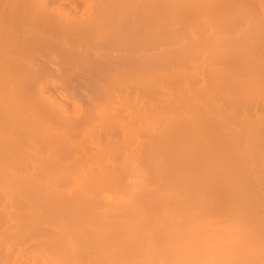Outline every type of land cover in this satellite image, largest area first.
Instances as JSON below:
<instances>
[{
  "label": "rangeland",
  "instance_id": "rangeland-1",
  "mask_svg": "<svg viewBox=\"0 0 264 264\" xmlns=\"http://www.w3.org/2000/svg\"><path fill=\"white\" fill-rule=\"evenodd\" d=\"M135 1V2H134ZM139 1V2H138ZM143 1V0H142ZM147 1V2H146ZM159 1H161V0H144L142 3H144V5H145V2L148 4V3H150V6H153V4H155V5H157L158 3H159ZM162 1H164V0H162ZM166 1H170V0H165V2ZM172 1H175V0H172ZM177 1H178V3H177ZM182 2H179V0H176L175 2L178 4V6H177V4H176V6L178 7V9H177V7L176 6H172V7H170V10H172L173 8H176V10H177V12H179V13H177V12H172V11H170L169 10V8H168V12H167V9H166V12H158V13H156V11H155V8H154V10H152V11H149L150 9H148V11H147V8H145V10L144 9H141V10H144V12H142V11H139V8H137L138 9V13H135V11H136V7H139V6H143V4H141V5H139V6H137L138 4H140L141 3V0H47V5L49 6V8H55L56 6H61V7H63L65 10H69L71 13H72V15L73 16H78V19L76 18V16H75V18L73 17V16H71V13H70V16H69V18L67 19L69 22V25H72L73 24V22L75 23L77 20H79V18L80 19H82V20H79V23H84V21L86 20V21H89L90 23H88L87 25H85L84 27H87L86 29H89V27H90V29H93L94 30V32L92 31L91 32V30H90V33H94V34H96L95 36H94V34H88L87 32H89V30H85L83 27V30H82V32H84V34H88V36H86V35H84L83 33V36H82V34L81 35H78V32H77V34H76V29H77V27H76V25L75 24H79L78 22L77 23H75V24H73V26H72V28H70L69 29V27H67V29L66 30H71V31H74L75 30V32H73L72 34H69L70 33V31H69V33H68V31H67V33L68 34H66V37L68 36L69 37V35H70V38H68V39H71L70 41H72V40H76L77 42L78 41H80V40H82V42L80 43L79 42V44L78 45H85L87 42H85V44H83V42L84 41H86V39L87 38H89V37H91V38H89V39H92V41H93V39L96 37V42H95V40L93 41L94 42V44L96 43L97 44V41H99L100 43H103V45L105 44L103 41H104V39H102L101 37H103L104 35V37L105 38H108V36L109 37H112V36H114V38L115 39H121V41L123 42L124 41V39H122L123 37H122V35L126 32V29H127V33L129 34V32H130V30L132 31V33H133V36L131 37H129V36H127L126 38H128L127 39V42L129 43V40H131V38L132 39H135V37L137 38V37H139V35H138V33L136 34L135 32H139V31H141L139 34H140V36L141 35H145V33H142V31H144V30H148L149 29V31H150V28H152V27H154L155 28V30L154 31H156V28L159 30V27H161L159 24H161V25H163V27L166 29V27L167 26H170L172 29H170V27H169V29L170 30H173V28L175 27V28H177V26H179L178 27V30L177 31H175V28H174V30L173 31H175V32H173L175 35L174 36H172L173 35V33H171V35L168 33V32H170L169 31V29H168V32H167V29L165 30L166 32H167V34H169L170 35V38L169 39H167L166 41H163V42H160V43H162V44H160L159 43V45H152V44H150V46H146L145 45V48H143V47H141V48H143V49H138V50H135L134 49V51H132V49L134 48H129L128 46H127V48H129V49H127L126 48V45H129L128 43H120L121 41H119V46H120V44L121 45H125L124 46V48H123V46L122 47H115L114 45H113V48L112 49H110V48H105L102 44V46H100V47H102V48H100L99 46L98 47H95L94 46V49L96 50L97 48H99V49H97V51H95V54L98 56V58H99V54H101V56H103V53H105V54H107V53H110V56L111 55H113L112 57H117L118 55V59H120L119 57H122V59L121 60H119V62L117 61V58H115V59H113L112 57V59L114 60V61H112V59L108 56V58L106 57V60H107V62H109L110 61V59H111V61H110V64H111V66H108V64L109 63H107L106 64V60H105V64H106V68H108V69H111V67H113L112 65H114V66H117V67H119V68H116L117 70L119 69V71H121V72H125V71H123V67H124V69H126L127 71H129L128 73H129V75H128V73H125L126 74V78H125V76H123V74L120 72V73H118V75L120 74V77L119 78H122V76H123V78L122 79H120V81L118 82V81H112L111 80V78L109 77H106L108 80L110 79V81L111 82H108V80L106 79V80H101V82H106L109 86H111L110 84L112 83L113 84V86L114 85H116V84H122V86H120L119 85V87H118V93H119V96L121 95V98H122V100L125 102V99H127L128 100V98H129V100H128V102L129 101H131V102H129L130 104L133 102L134 103V100L135 99H137V102L135 101V103H137V104H140L141 105V103H145V104H147V106H148V104L150 103L151 105L150 106H152V108H150V109H152V116H150V117H152V119L150 118V117H147L146 116V120H148V123H147V121L145 120V121H143V119L144 118H142V114H139V113H135L134 111H131V106H130V109H129V107L127 106L128 104L126 103H124L125 105H122V106H124L123 108L121 107V111L120 112H118L119 111V108L120 107H118V111H116L117 113H119V115L117 114V113H115V115H117V116H115V117H112V115H111V119H112V121H114V123H112V125L113 126H115V128H114V138H112V142H115L114 144H117L118 142H122L123 141V137H125L126 136V131H127V126L128 125H130L131 127L132 126H135V125H137V126H135L134 127V129H136L135 131H137L139 134H138V136L140 137V140H138L136 143L137 144H135V145H133V147L131 146L132 144H134V143H132L130 146H128V150H127V148L126 147H124V148H126V152L124 151V149H123V151L122 152H124V153H122L121 155H117L116 157L115 156H113V154H110L111 156L109 157L108 155L107 156H105V158L106 159H112L113 160V162H111V163H109L108 164V160H106V159H104V157L103 158H100V156H97V157H99L100 158V161H101V159L103 160V164H106V162H107V164L110 166V168L114 165L115 166V168H114V166L110 169L109 167V169H110V171H108L111 175H112V173L111 172H113V173H115V175H114V181L112 180L111 182H108V180L106 179V182H105V184H114V185H112V187L109 185V187L108 186H106V185H103V184H99V182H90V180H88L87 181V183H89L90 185H92L93 187L94 186H96V184L95 185H93L94 183H97L98 185L95 187V188H93L92 186H90V187H92L91 189H89V187H88V184H87V188L89 189V193H88V195L90 194V200L91 201H93V202H96V211H97V213H98V215L95 217V215H91V217H89L88 219H87V216L88 215H79V214H81V213H83V211H85L87 208H89L90 207V205H91V201H83V202H81L79 205H77V207H74L73 209H70L69 211H66L65 209H63V207L61 206V205H54L55 203L54 202H52L51 200V202H52V204H51V202L49 203L47 200H43V201H41V202H38V205H39V203H43L44 204V201L47 203L46 205L44 204V205H42L41 206V204H40V206H37V203H35L34 204V202H36V201H33V200H31V204H30V202L27 204V205H31V206H34V207H27V209H25L26 207H24L23 205V207L21 206V205H19V206H21L22 208H20L19 207V211H18V209H12L13 208V206H11L12 208H10L12 211L13 210H15V212H16V210L18 211V213L16 214H13L14 213V211L12 212V213H10V214H13V215H9V216H11V217H14L13 219L10 217V219H12V220H10L9 219V221L8 220H5V221H7V224L9 223H11V224H14V226L15 225H17L16 227H13V229H15V231H17V232H14V230H8L7 232H8V234L10 233V231H11V234L13 235H11V234H9V235H11V239H9V236H8V240L6 241V245L5 244H2L1 243V241L4 239V238H2V237H0V239H1V241H0V244L1 245H3V246H1L0 247V264H28V261L30 262V261H32V260H34L35 258H34V256H33V253L34 252H38V253H40V254H44L45 253V251H46V249L48 248V249H50V250H47L46 251V254H48L49 252H51V253H49L48 254V259H46L47 258V256H46V258H45V260H47L46 262L48 263V261H49V263L50 264H55L56 262H57V264H60L61 262V264H66V263H70V262H67V259L68 260H74V259H70L69 257V255H70V253H71V249H70V246L69 245H71V244H69V243H72V242H74L75 240L77 241H75L74 243H75V248L77 247V249L78 250H85L86 251V249L88 250L89 249V251H92L94 248H92L93 247V245L95 244V243H97V245H101V243H102V241H104L105 239L107 240V243H104V242H106V240L103 242V244L104 245H109L110 246V243H109V238H113L114 236L115 237H117V238H111V240H113L112 242V244H111V246L110 247H107V246H105V247H103V248H98V249H100V251H101V253H100V251L99 252H97V253H94V254H97V255H95V256H90V258L92 259L91 261H92V263L93 264H135L136 262H137V264H140L141 262V264H143L146 260H147V256H149V254H151V253H153V255H152V260L155 258V257H157L156 255H155V257H154V254L155 253H159V254H163V255H161L160 256V259H157V260H154L153 261V263H152V260H151V263L149 262V261H146L147 262V264H199L200 262H198V261H203L205 258L206 259H209L208 261H205V262H208L209 263V261L210 260H215L216 258L217 259H219L220 257L219 256H221V254L224 252V247H225V243H224V247H223V249H222V247L221 246H217L216 244V240H218L219 238H224L225 236H226V234H227V238H229L230 240H229V245H233V242H231V239H232V237L230 238L229 237V232L228 231H230V232H232V231H235V230H237V229H239L241 232H239L240 234H239V236L242 234V237H239V236H237V240L235 239V237L233 238V241H234V244L236 243V241H237V243H241L242 244V250H244L245 252H247V253H249L250 255H254V256H256L258 259H257V263H259V264H261L260 263V261H261V259H262V257H263V255H261V257H259L260 255H259V253H261V252H264V178H263V176H264V142H262V141H264V133H263V131L264 130H261V129H264V124L263 123H259L260 125H258L259 127H258V129H259V131L261 130L262 131V133H260L259 131V134H258V132L256 131H254V133H251V137H250V139H249V137L248 138H246V141H247V139L249 140V142L250 143H248V144H252L251 145V147H255V145H257V140L256 139H258L259 138V144L257 145L258 147H255V148H250L247 144H239V143H234L232 140H230V139H228V138H226L227 136V134L226 135H224V136H221L222 135V133L220 134L219 132H217L218 133V136L220 137V138H218V136H217V134H215L216 133V131L218 130V129H216V127L214 128L213 126V128H208L207 126V128L206 127H204V130H202V128H198V130L199 129H201V131H199L200 133H197L198 131H196V133L195 134H192V133H194L193 131L195 130V129H192L191 127H192V125H195V123L196 124H198V125H196V126H203V125H207L208 123H210V122H208V123H206V118L207 119H209L210 120V118L211 119H213V120H216V119H218V120H216L217 122H219L220 120V116L222 115V117L224 116V117H228V116H230V113H231V116L233 115V117H237L238 119H236V120H239V119H241L242 120V117H246L247 116V118L249 117V119H251V120H254V121H256L255 119H258L259 117H261V120H262V118L264 119V106H263V104H262V102H264L263 101V99L261 100V98H262V96L264 95H262L261 97H260V99H259V97H249L248 96V93L246 92V90L244 89V84L247 82V80H249V79H254V77L255 76H253V75H256V79H257V84L258 85H264V78L263 77H259V79L257 78V76L259 75L258 73L257 74H255L256 73V71H255V69H257V68H262L261 70H264V60H259L260 58H262V56H264V46H261V45H259V47H256L255 49H253V51L252 50H250V49H248V47H247V49L246 48H244L243 49V51L242 50H240L239 48V51H241L239 54L237 53V49L235 48V50L234 49H229V47L228 46H226V50H225V45H224V48H223V46L222 47H220L219 45V47L218 46H216V47H205V48H201V50L202 51H199V52H201V55L202 56H204V66H203V68H205L206 67V69L205 70H208L207 68L209 67H211V66H218V67H220V70L222 69H224V71H226L227 73L229 72L230 74H232V73H238L237 75L239 76V77H236L235 79L236 80H238V81H234V78L233 77H235L233 74L231 75V76H233V77H231V76H229L230 74L228 73V77H226V75L225 76H223V77H225V78H223V80H221L222 78H221V76H220V74H218V76L221 78H219V77H217V78H219L220 80H221V83L219 82V79H216V77H215V75L214 76H209V74H206V73H203V75L202 74H200V76H199V79L197 80L196 78H192V77H190L191 75H193V74H191V73H193L192 71H194L195 70V68H197V64L199 63V60L201 61V57L199 56V58L197 57H193V54L191 55V54H189L188 55V59L186 60V59H184L185 60V62L183 63L182 62V64H184V65H182L181 63V65L179 64V62H177V55H176V47H179L178 46V44L179 45H181V41H183L184 40V42H185V40L187 39V40H189V42H190V40L191 41H193L192 40V37H194V41H195V37L197 36V41L199 40V39H201V38H203V39H206L207 38V36H208V38H209V36H210V39L211 40H218V38H220L219 40H223V39H225V41H227V40H230L231 41V39H234V37L236 38L237 37V34H236V32L235 33H230V32H222V34H219V33H217L216 32V37H218V38H214L213 39V36H212V34H210V32L211 31H206V33L205 32H203V28L202 27H197L198 29L200 28L202 31H200V30H198L197 28V30L195 29H193V27H192V29H190V30H192V31H190L191 33H189V30L188 29H186L185 30V32L186 33H182V35H187V37L188 38H186V36H182V38H183V40H182V38L181 37H179L180 36V32H183V29L181 28V27H183V26H181V24H182V21L184 22L185 20H182V19H186V20H188L187 18L189 17V16H187V15H191V13H192V18H194V17H196L195 15H198L197 17L199 18V16L200 17H203V19L201 18V20H205V18L207 17L208 18V16L207 15H205V13L202 11V6H203V4L205 5V4H208V6H210L209 7V9H210V11L212 10L213 11V13H212V11H211V14H209V12H208V14H209V18H211V19H209V21H212L211 23H212V25H211V23H210V27H213V25H216V23H220L221 22V20L223 21H225L226 19H228V17L227 16H229L230 14H232L233 13V10L236 12V10L235 9H233V7H231V6H228V5H226V2H225V0H208V3L205 1V0H194L193 2H191V0H181ZM200 1V2H199ZM251 1V0H250ZM250 1H247V2H244V3H246V5L247 4H249L250 3V5H252L253 4V6H255L256 5V8H257V10L259 9V11L260 10H263L264 9V0H255L256 2H254V0H252L253 1V3L251 4V2ZM171 2V1H170ZM210 2V3H209ZM249 2V3H248ZM157 3V4H156ZM199 3V4H198ZM256 3V4H255ZM258 3V4H257ZM260 3V4H259ZM180 4V5H179ZM197 4V5H196ZM227 4H229L228 2H227ZM132 5V6H131ZM154 5V6H155ZM230 5V4H229ZM74 6V7H73ZM128 6H130V7H128ZM158 6V5H157ZM180 6V7H179ZM188 6V7H187ZM200 6V7H199ZM98 7V8H97ZM109 7V8H108ZM126 7V8H125ZM128 7V8H127ZM132 7V8H131ZM144 7V6H143ZM146 7H148V6H146ZM187 7V8H186ZM92 8V9H91ZM95 8V9H94ZM131 8V9H130ZM153 8V7H152ZM151 8V9H152ZM182 8V9H181ZM197 8V9H196ZM201 8V9H200ZM221 8H223V9H221ZM104 9V10H103ZM124 9V10H123ZM126 9V10H125ZM135 9V10H134ZM128 10V11H127ZM134 10V11H133ZM183 10V11H182ZM153 11H155V13L156 14H154L153 13ZM195 11V12H194ZM202 11V12H201ZM227 11V12H226ZM89 12V13H88ZM126 12V13H125ZM133 12H134V14H136V17H134V18H132V16H135L134 14H133ZM141 12V13H140ZM171 12V13H170ZM181 12V13H180ZM231 12V13H230ZM88 13V14H87ZM94 13V14H93ZM152 13H153V15H152ZM175 13V14H174ZM182 13H183V15H182ZM189 13V14H188ZM83 14V15H82ZM103 14V15H102ZM140 16V14H141V16H142V18H140L139 17V19L138 20H134V19H137V17H138V15ZM148 14V15H147ZM150 14V15H149ZM161 14V15H160ZM181 14V15H180ZM195 14V15H194ZM212 14H214V15H212ZM222 14L223 15H225V16H222ZM93 15V16H92ZM96 15V16H95ZM124 15V16H123ZM128 15V19L126 18V16ZM204 15H205V18H204ZM221 15V16H220ZM227 15V16H226ZM233 15H234V13H233ZM233 15H230V17L231 16H233ZM33 16H35L33 13H32V17ZM102 16V17H101ZM143 16H145V17H143ZM181 16V17H180ZM182 16H184V17H182ZM187 16V17H186ZM190 16V17H191ZM216 16H220V17H216ZM72 17H73V19H72ZM101 17V18H100ZM107 18V20H106V18ZM155 17V18H154ZM223 17H227L226 19H224ZM229 17V18H230ZM88 18H89V20H88ZM99 18H100V21H98L99 20ZM149 18V19H148ZM174 18V19H173ZM179 18H182V19H179ZM214 18V19H213ZM216 18V19H215ZM218 18V19H217ZM223 18V19H222ZM71 19L73 20L72 21V23H71ZM77 19V20H76ZM152 19V20H151ZM195 19V18H194ZM95 20V21H94ZM101 20H102V22H101ZM105 20H106V23H105ZM110 20V21H109ZM182 20V21H181ZM195 20H197V21H195V22H197L196 23V25L198 24V23H200V19H195ZM200 20V21H199ZM208 20V19H207ZM215 20V21H214ZM220 22H219V21ZM82 21V22H81ZM85 21V22H86ZM93 21H94V23H93ZM97 21V22H96ZM164 21V22H163ZM194 21V20H193ZM62 22V21H61ZM104 22V23H103ZM109 22H111L110 24H109ZM139 22V23H138ZM153 22V23H152ZM181 22V24H179ZM186 22V21H185ZM250 22V21H249ZM97 23V24H96ZM154 23H156L155 25H154ZM166 23V24H165ZM170 23V24H169ZM64 24V23H63ZM92 24H93V26H92ZM101 24V25H100ZM127 24V25H126ZM143 24V25H142ZM151 24V25H150ZM158 24V25H157ZM66 25L68 26V24L66 23ZM92 27H91V26ZM154 25V26H153ZM174 25V26H173ZM183 25H184V23H183ZM191 25H193L194 26V24L192 23ZM60 26V25H59ZM63 26V25H62ZM119 26V27H118ZM140 26V27H139ZM143 26H145V27H143ZM166 26V27H165ZM181 26V27H180ZM66 27V26H65ZM76 27V28H75ZM139 27V28H138ZM147 27V28H146ZM195 27V26H194ZM74 28V29H73ZM107 28H108V30H107ZM109 28H111V29H109ZM119 28H121L120 30H119ZM168 28V27H167ZM184 28V27H183ZM209 28V27H208ZM61 29H62V27H61ZM64 29V34L66 33V30ZM101 29H103V30H101ZM136 29L137 30H139V31H136ZM141 29V30H140ZM143 29V30H142ZM182 29V30H181ZM39 29H36V31H38ZM46 30V29H45ZM97 30V31H96ZM100 30V31H99ZM116 30V31H115ZM157 30V31H158ZM163 30V28H162V30H160V31H163V32H165ZM205 30V29H204ZM210 30H211V28H210ZM40 31V33L42 32L41 30H39ZM38 31V32H39ZM61 31H63V30H61ZM104 31V32H103ZM110 31H111V34H110ZM129 31V32H128ZM135 31V32H134ZM152 31H153V29L151 30V32H148V31H146V33L148 32V33H152ZM159 31V32H160ZM178 31H180L179 32V35L177 36V39L175 38L176 37V35H177V33L176 32H178ZM195 31V32H194ZM255 31L256 32H259V33H262V36H258L257 37V42H260V41H263L264 40V25L263 26H258V28L256 27L255 28ZM44 32V31H43ZM108 32V33H107ZM145 32V31H144ZM163 32L159 35V33L157 34L158 36H162V35H164V36H162V38H166L168 35L166 34V32H165V34H163ZM196 32H198V33H196ZM99 33V34H98ZM117 33L118 34H120L119 35V37H118V35H117ZM121 33H122V35H121ZM131 32H130V35L132 34ZM135 33V34H134ZM142 33V34H141ZM155 33V32H154ZM189 33V34H188ZM203 33V34H202ZM211 33H213V35H214V32H211ZM73 34H76V35H73ZM150 34H146L147 36H150ZM153 34V33H152ZM209 34V35H208ZM90 35V36H89ZM101 35H103V36H101ZM111 35V36H110ZM138 35V36H137ZM145 35V37L147 38V36ZM194 35V36H193ZM79 36V37H78ZM125 36H126V34H125ZM125 36H124V38H125ZM151 36H153V35H151ZM154 36H155V34H154ZM154 36H153V39H155L154 38ZM157 36V37H158ZM166 36V37H165ZM174 37L175 38V41H173V39H172V37ZM83 37V38H82ZM100 37V38H99ZM142 37V36H141ZM144 37V36H143ZM156 37V36H155ZM178 37H179V39L181 38V41H178ZM215 37V36H214ZM73 38V39H72ZM99 38V39H98ZM150 38V37H149ZM152 38V37H151ZM263 38V39H262ZM98 39V40H97ZM109 39V38H108ZM113 38H110V40H112ZM227 39V40H226ZM105 40H107V39H105ZM102 41V42H101ZM109 41V40H108ZM108 41H105V42H108ZM125 41H126V39H125ZM131 41H133V40H131ZM135 41V40H134ZM177 41V42H176ZM201 41H204V40H201ZM41 42H44V40H42ZM75 42V41H74ZM74 42H72V43H74ZM77 42H75V43H77ZM89 42H90V40H89ZM87 43V44H89V45H87V46H91V44H92V42L91 43ZM169 42V43H168ZM184 42H182V44L184 43ZM187 42V41H186ZM178 43V44H177ZM191 43V42H190ZM108 44V43H107ZM107 44H105V46L107 45ZM117 44V45H118ZM78 45L77 44H73V46H76V47H78ZM85 45V46H86ZM93 45V44H92ZM147 45H149V44H147ZM151 45H152V47H151ZM187 44H185V49L186 48H188V50L190 51L191 49L194 51V49L193 48H190L189 49V47H192V46H186ZM192 45V44H191ZM84 46V47H85ZM193 46H195V45H193ZM257 46V45H256ZM6 47L7 48H10L11 46H5V45H2V46H0V53L3 51V52H5V50H6ZM107 47H112V45H110L109 46V44H108V46ZM149 47V48H148ZM181 47V48H180ZM179 48L181 49V50H183L182 49V46H180ZM105 48V49H104ZM173 48V49H172ZM175 48V49H174ZM179 48L177 49V52L179 51ZM257 48H258V50H257ZM263 48V49H262ZM79 49V48H78ZM148 49H150V50H148ZM212 49V50H211ZM220 49V50H219ZM224 51H223V50ZM8 50H10V51H12L11 50V48L10 49H7L6 50V52L8 51ZM90 50V49H89ZM91 50H92V48H91ZM129 50V51H128ZM143 50V51H142ZM164 50V51H163ZM166 50V51H165ZM171 50H173V51H171ZM209 50V51H208ZM216 50V51H215ZM248 50V52L246 53V51ZM77 51V49L75 50V48H74V52H76ZM81 51H85V50H80L78 53H80V54H82V52ZM136 51V52H135ZM148 51V52H147ZM193 51H190V52H193ZM208 51V52H207ZM211 51V52H210ZM221 51V52H220ZM228 51V52H227ZM238 51V52H239ZM3 52L1 53V54H3ZM76 52V53H77ZM87 53H88V51H86ZM85 52V53H86ZM93 51H91V53H92ZM98 52V53H97ZM101 52V53H100ZM162 52V53H161ZM163 52H165V53H163ZM167 52V53H166ZM203 52V53H202ZM217 53V54H221V53H226L227 54V56H229L230 55V58L232 59V61L231 60H229L231 63H233L234 64V66L235 67H233L232 65H231V63H226L227 61H228V59H230L229 57H228V59H227V61H224L223 59V62L224 63H226V64H224L223 62H222V60H220V64H218V63H216V65H215V59L217 58V54H214L213 55V53ZM7 53H9V51L7 52ZM12 53V52H11ZM175 53V54H174ZM234 53L236 54V56L234 55ZM250 53H252V54H250ZM0 54V55H1ZM6 54V53H5ZM93 54V53H92ZM94 54V56L97 58V56ZM104 54V55H105ZM150 54H152V55H150ZM204 54V55H203ZM209 54H211V56L209 55ZM229 54V55H228ZM8 55V54H7ZM10 55V54H9ZM9 55H8V57H9ZM87 55H90V56H92L91 54H90V51H89V53L87 54ZM109 55V54H108ZM117 55V56H116ZM148 55V56H147ZM157 55V56H156ZM175 57H174V56ZM191 55V56H190ZM215 55H216V57H215ZM239 55V56H238ZM244 55V56H243ZM252 55V56H251ZM262 55V56H261ZM5 56V55H4ZM93 56V57H94ZM106 56V55H105ZM104 56V57H105ZM130 58L129 60H128V62H126L125 60H124V58ZM150 56V57H149ZM234 56H235V58H234ZM243 56V57H242ZM250 56V57H249ZM261 56V57H260ZM3 57V56H2ZM1 57V58H2ZM6 57V56H5ZM4 57V58H5ZM94 57V58H95ZM124 57V58H123ZM172 57V58H171ZM206 57V58H205ZM211 57V58H210ZM253 57H255V58H253ZM258 57V58H257ZM260 57V58H259ZM0 58V59H1ZM4 58H2V60H4ZM102 58V57H101ZM100 58V59H101ZM134 58V59H133ZM141 58V59H140ZM146 58H149L150 60H151V62L149 61V59H148V61L150 62V63H148L147 62V64H148V66L150 67L151 66V68L152 69H150L148 66H147V64H146ZM160 58V59H159ZM7 60H8V58H6ZM9 59H10V57H9ZM138 59H140L141 61H143V62H139V60ZM144 59H145V61H144ZM156 61H154V60ZM167 59H168V61H167ZM207 59H208V62H207ZM234 59V60H233ZM236 59H237V61H236ZM249 59H250V61H249ZM256 59V60H255ZM6 60V61H7ZM109 60V61H108ZM122 60H124V62L122 61ZM131 60V61H130ZM135 60V61H134ZM138 60V61H137ZM190 60V61H189ZM192 60V61H191ZM210 60H211V62H210ZM213 60V61H212ZM225 60H226V58H225ZM101 61V60H100ZM104 60L102 59V62H103ZM118 63H117V62ZM121 61V62H120ZM188 61V62H187ZM217 61V60H216ZM228 61V62H229ZM255 61V62H254ZM102 62H100V69H101V66L103 67V64L101 65V63ZM145 62V63H144ZM154 62V63H153ZM158 62V63H157ZM165 62V63H164ZM250 62V63H249ZM251 62H253V63H251ZM0 63H2V62H0ZM5 63V62H4ZM3 63V64H4ZM122 63V64H121ZM124 63H126V64H124ZM137 63H139V64H137ZM153 63V64H152ZM160 63V64H159ZM162 63V64H161ZM176 63V64H175ZM194 63H196V65L194 64ZM206 63V64H205ZM262 65H261V64ZM2 64V65H3ZM7 64H8V61H7ZM7 64L5 63V65H3V66H7ZM109 64V65H110ZM117 64V65H116ZM150 64H152V65H154L155 67H157V65L156 64H158V67H157V69L155 70V69H153V66L152 65H150ZM177 64H179V65H177ZM189 65V67H188V65ZM224 64V65H223ZM231 66H230V65ZM236 64H237V70H236ZM130 65V66H129ZM142 65V66H141ZM148 67V69H146L147 67ZM223 65V66H222ZM251 65H252V67H251ZM72 66V65H71ZM70 66V67H71ZM132 68V70L130 71V68ZM133 66H134V68L136 67H138V66H140L141 68L143 67V66H145L146 68L144 69V68H142L143 69V72L145 73V74H143V73H141V74H143L144 76L143 77H141L140 79H136V78H134V77H131V72H134L135 70H136V68L135 69H133ZM224 66H226V67H224ZM258 66V67H257ZM127 67V68H126ZM217 67V68H218ZM223 67V68H222ZM243 67V68H242ZM247 67H248V69H247ZM250 67V68H249ZM71 68H75V67H71ZM140 68V69H141ZM162 69V71H161V69ZM165 68V69H164ZM186 68V69H185ZM255 68V69H254ZM103 69H104V67L102 68V71H103ZM107 69V70H108ZM113 70L115 69V68H112ZM111 69V70H112ZM139 68L137 69V71L136 72H138V70H140ZM150 69V72L148 71ZM182 70V69H185V72H187V71H189L190 72V75L187 73H185L184 74V76L183 77H181V76H179L180 77V82L178 83V82H176L177 81V79L179 78H177V77H175V73L174 72H176V71H174V70ZM219 69V68H218ZM107 70L105 69V71L107 72ZM145 70V71H144ZM148 71V73H146L147 71ZM154 70H155V72H154ZM187 70V71H186ZM197 70H200V69H198L197 68ZM221 70V71H222ZM70 71V69L68 68V67H63V73L64 74H60L59 76H61V77H64V75L65 74H67V72H69ZM109 71V70H108ZM171 71V72H170ZM184 71V70H183ZM202 71V70H201ZM231 71H233V72H231ZM245 73H244V72ZM255 71V72H254ZM140 72H142L141 70H140ZM139 72V73H140ZM253 72V73H252ZM160 73V74H159ZM171 73V74H170ZM195 73V72H194ZM124 74V75H125ZM147 74V75H146ZM157 74V75H156ZM167 74H168V80H167ZM204 74H205V76H204ZM248 74H250V75H248ZM63 75V76H62ZM128 75V76H127ZM153 75V76H152ZM154 75H156V76H154ZM158 75H159V78H158V80L159 79H161L162 77V82L161 81H156V82H154V83H151V78L152 77H158ZM170 75H171V77H170ZM186 75L188 76L189 75V77H186ZM195 75V74H194ZM194 75H193V77H194ZM55 76V75H54ZM130 76V77H129ZM150 76H152V77H150ZM1 77V76H0ZM195 77H197V76H195ZM203 77V78H202ZM47 78H49V76H47ZM128 78H130V79H128ZM145 78V79H144ZM173 78V79H172ZM181 78H182V80H181ZM189 78V79H188ZM198 78V77H197ZM238 78V79H237ZM242 78V79H241ZM249 78V79H248ZM77 79V80H76ZM81 78H74V81H73V79H71L72 81H69L68 83H67V85L66 86H54V85H52V84H50V85H47L46 87H47V89H45V93H46V96H47V98L48 99H46V96H45V98L44 99H46L45 100V102L47 101V103H50L51 102V100L53 99V98H57V100L59 101V100H61L60 99V97H59V95H61L62 93H64V92H68L67 94H70V96L71 97H73V98H75V99H77V100H79V101H82V103L84 104V105H86V103L89 105V103L88 102H90V97H93L94 98V96H96L95 94L97 93L96 91H95V89L96 88H98L99 86H100V81L99 82H97L99 85H97V83L95 84H93V83H91L90 85H85V83L83 84V79H81ZM184 79V80H183ZM227 79V80H226ZM241 79V80H240ZM80 80V81H79ZM116 80H118V77L116 78ZM165 80V81H164ZM176 80V81H175ZM225 80V81H224ZM76 81V82H75ZM169 81V82H168ZM172 81V82H171ZM184 81H185V83H184ZM190 81V82H189ZM230 81V82H229ZM244 81H246V82H244ZM75 82V83H74ZM78 82V83H77ZM126 82H127V84L128 83H130L131 85H127L126 84ZM133 82V83H132ZM165 82V83H164ZM176 82V83H175ZM182 82V83H181ZM189 82V83H188ZM215 84V86L213 85V83ZM233 82V83H232ZM236 82V83H235ZM238 82V83H237ZM104 83H102V84H104ZM104 84V85H107V84ZM116 83V84H115ZM167 83V84H166ZM175 83V84H174ZM192 83V84H191ZM235 83V84H234ZM244 83V84H243ZM93 84V85H92ZM124 84H126V85H124ZM151 84H153V85H151ZM170 84V85H169ZM182 84L184 85H186L187 86V88H188V85H189V88L188 89H190L188 92H190V93H197V92H199L203 87H205V85H206V87L204 88L205 90L207 89L208 90V92H207V90H206V92H204V93H206V95H209L208 96V98L210 99V101L208 102V101H205L204 102V100H206V99H202V98H200V97H194V99H193V101H191V99H188L189 97H185L184 96V93L183 92H185V91H187V88L186 87H182ZM231 84V85H230ZM118 85H116V87L118 86ZM160 85V86H159ZM177 85H179V86H177ZM229 85V86H228ZM234 85V86H233ZM96 86V87H95ZM152 86V87H151ZM226 86V88H224ZM245 86H246V84H245ZM115 87V88H116ZM175 89H174V88ZM193 87V88H192ZM199 87L201 88V89H199ZM213 87H215V88H213ZM227 87H229V88H227ZM236 88V87H238V88H236V89H233V88ZM36 88V87H35ZM34 88V89H35ZM180 88V89H179ZM185 88V89H184ZM197 88L199 89V91L197 90ZM209 88V89H208ZM33 89V90H34ZM156 89V90H155ZM171 89V90H170ZM182 89H183V91H182ZM195 89H196V91H195ZM239 89V90H238ZM241 89V90H240ZM243 89V90H242ZM38 90V89H37ZM37 90L35 89L34 91H36L37 92ZM174 90L176 91V92H174ZM203 90V89H202ZM201 90V91H202ZM204 90V91H205ZM226 90V91H225ZM229 90V91H228ZM236 90V91H235ZM169 91V92H168ZM182 91V92H181ZM195 91V92H194ZM231 91V92H230ZM96 92V93H95ZM165 92V93H164ZM180 92V93H179ZM35 93V92H34ZM38 93V92H37ZM61 93V94H60ZM170 93V94H169ZM246 93V94H245ZM182 94H183V97H185L186 99H184L183 97H182ZM198 94H200V92L198 93ZM201 94H203L202 92H201ZM163 95V96H162ZM185 95H188V93H185ZM194 95V94H193ZM69 96V97H70ZM176 96V97H175ZM179 96V97H178ZM189 96V95H188ZM198 96V95H197ZM202 96H204L205 97V95H202ZM238 96V97H237ZM127 97V98H126ZM167 97V98H166ZM193 97V96H192ZM191 97V98H192ZM49 98H51V100H50V102H49ZM183 99V101L182 100H180V99ZM197 98H198V100H197ZM200 98V99H199ZM206 98V97H205ZM207 98V99H208ZM236 98V99H235ZM252 98H255V99H252ZM131 99V100H130ZM173 99V100H172ZM177 100L178 101V99L180 100V101H182V103L180 104V106L179 107H181L180 109H179V111H177V109L179 108V107H177V106H175V100ZM202 99V100H201ZM208 99V100H209ZM257 99V100H256ZM118 99H116V100H114L115 102L117 101ZM121 100V101H122ZM133 100V101H132ZM166 100V101H165ZM171 100V101H170ZM246 100H248V101H246ZM95 102H100V101H104V99L103 98H97V99H95L94 100ZM242 103H241V102ZM114 102V103H115ZM139 102H141V103H139ZM153 102V103H152ZM189 102V103H188ZM196 102V103H195ZM199 102V103H198ZM207 102V103H206ZM256 102V103H255ZM258 102V103H257ZM132 103V104H133ZM162 103V104H161ZM177 103V102H176ZM178 103H180L179 101H178ZM177 103V104H178ZM188 103V104H187ZM205 103H206V107L204 106L205 105ZM210 103V104H209ZM240 103V104H239ZM249 104L248 106L247 105H245V104ZM253 103V104H252ZM68 107H69V109H71L72 111H75L76 112V108L74 107V105H73V103L71 102V101H69L68 102ZM117 104H119V101H118V103ZM121 104V103H120ZM173 104H174V106H173ZM176 104V105H177ZM196 104H197V106H196ZM201 104V105H200ZM252 104V105H251ZM116 105V104H115ZM114 105V106H115ZM136 104H134V106H135ZM168 105V106H167ZM187 107H186V106ZM207 105H209V107H207ZM242 105V106H241ZM87 106V105H86ZM116 106H118V105H116ZM121 106V105H120ZM150 106H148V107H150ZM170 106H172V107H177L175 110L177 111V112H173L172 110L174 109V108H172V107H170ZM194 106V108H195V106H196V108H195V110L193 109L192 111L190 110V108H192ZM202 106V107H201ZM221 106V107H220ZM225 106H227V107H225ZM156 107V108H155ZM189 107V108H188ZM199 107V108H198ZM248 107V108H247ZM114 108H116V107H114ZM126 108V109H125ZM134 108H137V106L136 107H133L132 109H134ZM169 108H172V110L171 109H169ZM211 108V109H210ZM224 108V109H223ZM237 108V109H236ZM240 108H241V110H240ZM245 108V109H244ZM122 109H124V110H127V111H124L123 110V114H122ZM160 109V110H159ZM198 109H199V111H198ZM117 110V109H116ZM129 110V111H128ZM213 110H214V112H213ZM217 110V111H216ZM218 110H220V111H218ZM242 110H244V111H242ZM157 111V112H156ZM162 111V112H161ZM184 111V112H183ZM186 111V112H185ZM237 111V112H236ZM131 112H133V114L131 113ZM160 112V113H159ZM190 112H192V114L190 113ZM203 112V113H202ZM206 112H208V113H206ZM212 112V113H211ZM216 112H218V113H216ZM127 113V114H126ZM132 114V116L133 117H139L138 119H135V118H133L132 116H130L131 114ZM187 113V114H186ZM189 113V114H188ZM198 113V114H197ZM216 113V114H215ZM235 115H234V114ZM157 114H159V115H157ZM214 114V115H213ZM238 114V115H237ZM258 115V118L256 117L257 115ZM108 115H110V114H108ZM151 115V114H150ZM162 115V116H161ZM243 115V116H242ZM130 116V117H129ZM159 116V117H158ZM240 118H239V117ZM131 117H132V120H130L131 119ZM156 117V118H155ZM215 117V118H214ZM221 117V118H222ZM226 117V118H227ZM72 119L74 118V117H71ZM114 118V119H113ZM147 118H150V119H147ZM162 118V119H161ZM254 118V119H253ZM78 119V118H77ZM76 118H75V121L77 120ZM155 119H156V121H155ZM196 119V120H195ZM260 119V118H259ZM74 120V119H73ZM135 120V121H134ZM158 120H160L159 122H157ZM183 120V121H182ZM203 120V121H202ZM111 121V120H110ZM133 122L132 124L130 123V122ZM155 121V122H154ZM191 121V122H190ZM202 121V122H201ZM212 121V120H211ZM215 121V122H216ZM137 122V123H136ZM145 122V123H144ZM212 122H214V121H212ZM214 122V126H216L217 125V122L215 123ZM263 122H264V120H263ZM128 124V125H126V124ZM151 123V124H150ZM153 123V124H152ZM182 123H184V124H182ZM187 125H186V124ZM189 123H190V125H189ZM192 123V124H191ZM201 123V124H200ZM213 124V123H212ZM211 123L210 124H208V125H212ZM216 124V125H215ZM237 124V123H236ZM235 124V125H236ZM149 125H152V126H149ZM184 125H186V126H184ZM188 125H189V127H188ZM230 125V124H229ZM229 125H228V127H229ZM232 125V124H231ZM234 125V124H233ZM234 125V127L235 128H233V126H232V128L231 129H229V130H232V129H235V130H232V132L234 133V131L236 132V133H234V137H236V135L238 136V135H241L240 136V138H242V135H243V133H244V127H242V126H240L239 124H238V126L236 125L235 126ZM255 125H257V123H255ZM263 125V126H262ZM149 126V127H148ZM183 126V127H182ZM196 126H195V128H196ZM221 126V125H220ZM227 126V125H226ZM225 126V127H226ZM261 126H262V128H261ZM121 127V128H120ZM124 127V128H123ZM211 127V126H210ZM217 127H218V125H217ZM231 127V126H230ZM229 127V128H230ZM177 128V129H176ZM179 128V129H178ZM189 128H191V129H189ZM194 128V127H193ZM206 128V129H205ZM219 128V127H218ZM221 128V127H220ZM220 128H219V130H220ZM242 128V129H241ZM121 129V130H120ZM185 129H186V131H185ZM197 129V128H196ZM216 129V130H215ZM222 129H224V127H222ZM240 129V130H239ZM191 130H193L192 131V133L190 134V132H191ZM226 130H228V129H226ZM246 130V129H245ZM124 131V132H123ZM210 131H211V134H210ZM215 131V132H214ZM224 132H225V130H223ZM23 131H18L17 132V134L18 135H20L21 136V134H23L22 133ZM128 132V131H127ZM214 132V133H213ZM221 132V131H220ZM223 132V133H224ZM228 132H231V131H228ZM238 132V133H237ZM240 132H243V133H240ZM246 132L247 131H245V134H246ZM20 133V134H19ZM185 133V134H184ZM225 133H227V132H225ZM232 133V134H233ZM13 134H15L16 136H18L15 132L13 133ZM122 134V135H121ZM125 134V135H124ZM190 134V135H189ZM203 134V135H202ZM215 135V137L217 138H215L214 137V135ZM230 134V133H229ZM255 134V135H254ZM258 134V135H257ZM211 135H213L212 137H214L215 139H213V138H211L210 136ZM13 136V135H12ZM16 136H14L15 138H17ZM20 136H18V137H20ZM24 136H26V134L24 135ZM23 136V137H24ZM118 136V137H117ZM194 136H196V137H194ZM208 136V137H207ZM226 136V137H225ZM247 136V135H246ZM258 137V138H256V139H253V138H255V137ZM261 136V137H260ZM138 137V138H139ZM206 137L208 138V140L210 139V141H208L207 139H206ZM223 139H222V138ZM13 138V137H12ZM137 138V139H138ZM231 138H233V135H231ZM236 138H238V137H236ZM236 138H233V139H236ZM244 138H245V136H244ZM251 138H252V140H254V141H256V142H254V143H251V142H253L252 140H251ZM14 139V138H13ZM120 141H119V140ZM204 139H206L207 141H208V143H207V141L206 140H204ZM221 139V140H220ZM228 139V140H227ZM243 139V138H242ZM242 139H240L242 142H243V140ZM211 140H215V142H213V141H211ZM251 140V141H250ZM229 141V142H228ZM234 141H237V140H234ZM239 141V140H238ZM237 141V142H238ZM241 141H240V143H241ZM244 141H245V139H244ZM103 142H105V140L103 141L102 140V142L99 144L100 146L101 145H103L104 143ZM210 142V143H209ZM139 143V144H138ZM141 143H143V144H141ZM160 143V144H159ZM233 143V145H231ZM261 143V144H260ZM263 143V144H262ZM40 144H42V142L40 143ZM151 144V145H150ZM219 144V145H218ZM235 144H239V146L238 145H235ZM253 144H255L254 146H253ZM148 145H150L149 147H148ZM231 145V146H230ZM234 145H235V147H234ZM244 145V146H243ZM260 145V146H259ZM140 146V147H139ZM220 146V147H219ZM230 146V147H229ZM238 146V147H237ZM243 148H242V147ZM94 148L91 150V151H93L92 153H91V151H90V155L89 156H91L93 153H94V151L97 149L98 150V148H99V146H93ZM117 147V146H116ZM137 147H138V150H137ZM150 147H152V148H150ZM121 148H123V146L121 147ZM121 148L119 147V149L121 150ZM130 148V149H129ZM133 148V149H132ZM144 151V153L145 154H143L140 150L141 149ZM210 148V149H209ZM220 148V149H219ZM234 148H235V150H234ZM239 148V149H238ZM117 149V148H116ZM118 149V150H119ZM147 149L149 150L150 149V151H147ZM157 149V150H156ZM209 149V150H208ZM237 149V150H236ZM135 150L139 153H137V156H141L142 154L143 155H146L147 157H144L143 158V156H141V158H140V156L138 157V158H140L139 159V163L138 162H136V161H138V159H136V158H133V160H136L135 161V163H137V165L139 164V165H141L140 167L138 166V168L136 169L135 168V170H136V172H142V171H144L145 173L147 172V173H149V176H148V178H144L145 180H143L144 181V184L145 185H149L148 186V188H149V190H150V192H152V193H148V198H150L151 199V201H148V202H143L142 203V207L143 208H145V210H146V212L145 213H143V214H141V215H138V216H135L134 214H132L130 211L133 209L132 208V206H130L129 204H126V206L127 207H124L123 208V202H122V200H131V198H129V197H131V195H133L134 193H136L137 192V190L139 189V187H140V184H141V182H140V180H139V176H138V173H136L135 172V170H134V168L133 167H135V163L134 164H132V160H130L129 161V159H126V157L127 156H129V155H127L126 156V154H130V152H131V154H132V152H133V154L135 153ZM146 150V151H145ZM153 150V151H152ZM214 150H215V152H214ZM222 150H224V151H222ZM241 150V151H240ZM251 150L253 151V152H251ZM204 151V152H203ZM115 152V151H114ZM113 152V153H114ZM121 152V151H120ZM120 152H118V154H120ZM154 152V153H153ZM220 152V153H219ZM1 153V152H0ZM116 153H117V151H116ZM116 153H114V154H116ZM212 154V155H211ZM217 154V155H216ZM225 154H226V156H225ZM8 155H11V153H9ZM13 155V154H12ZM11 155V156H12ZM94 155V154H93ZM126 157H125V156ZM153 155V156H152ZM220 155V156H219ZM231 155H233L232 157H231ZM253 155H254V157H253ZM17 155H13L12 157L14 158V157H16ZM131 156V155H130ZM136 156V155H135ZM204 156H206V157H204ZM208 156H209V159H208ZM5 157H6V155H5ZM4 157V158H5ZM94 157H96V156H93V158H91L92 160V163H93V161H97L98 162V159H96V160H94ZM113 157H115V158H113ZM132 157V156H131ZM7 158V157H6ZM129 158V157H128ZM226 158H227V160H226ZM250 158H252V160L250 159ZM15 160H17L18 158L16 157V158H14ZM13 159V160H14ZM110 159V160H111ZM186 159V160H185ZM188 159V160H187ZM190 159H192V160H190ZM204 159V160H203ZM262 159V160H261ZM12 160V159H11ZM210 162H209V161ZM214 160H216V161H214ZM244 160V161H243ZM253 160H255V161H253ZM6 161V160H5ZM4 160H2V162H5ZM10 161V160H9ZM127 161V162H126ZM146 161H147V163H146ZM184 161H186V163L184 162ZM222 161V162H221ZM1 162V163H2ZM93 163V164H96V165H93V166H97V164H98V166H97V169H98V167H101L103 164H102V162L101 163ZM110 162V161H109ZM126 162V163H125ZM131 162V163H130ZM184 162V163H183ZM198 162V163H197ZM200 162V163H199ZM229 162V163H228ZM248 163V164H246V163ZM1 163H0V165H1ZM6 163V162H5ZM91 162H88V164H87V166L90 164ZM114 163V164H113ZM228 163V164H227ZM255 163H256V165H255ZM7 164V163H6ZM100 164H102V165H100ZM183 164V165H182ZM262 164V165H261ZM91 165V164H90ZM89 165V166H90ZM100 165V166H99ZM133 165V167H131ZM137 165H136V167H137ZM251 165V166H250ZM261 165V166H260ZM86 166V165H85ZM86 166V168H88ZM124 166H130V167H127V169L128 168H130L131 170H129V171H125L126 173H124V171H123V167ZM185 166V167H184ZM244 166V167H243ZM2 167H3V165H2ZM104 167V165L102 166V168ZM0 168H1V166H0ZM91 168V167H90ZM104 168H106V165H105V167ZM103 168V169H104ZM107 168V169H108ZM118 169V170H117ZM125 170H127L126 169V167L124 168ZM133 169V170H132ZM139 169H140V171H139ZM95 170V169H94ZM105 171H107L106 169H104ZM123 171V176H122V178H121V175H122V171ZM208 170V171H207ZM31 171H32V169H31ZM97 171V170H96ZM149 171V172H148ZM151 171V172H150ZM157 171V172H156ZM106 173L105 172V175H106V177H107V174H109V173ZM118 172V173H117ZM143 172V173H144ZM257 173V174H256ZM118 174H121L120 176H117ZM141 174V173H140ZM259 174V175H258ZM260 174H262V176L260 175ZM110 175V176H111ZM110 176H108V177H110ZM249 176V177H248ZM261 176V177H260ZM107 177V178H108ZM118 177V180H119V183H118V180H116V178ZM119 177L121 178V180L119 179ZM248 177V178H247ZM251 177V178H250ZM255 177V178H254ZM111 179H113L112 178V176L110 177ZM263 178V179H262ZM45 180H46V178H44ZM48 179V178H47ZM52 181H53V179L52 178H50ZM50 179H48V180H50ZM51 180H50V182H51ZM150 180V181H149ZM44 181V180H43ZM55 181V180H54ZM110 181V180H109ZM36 182V181H35ZM49 181L47 182V184H49L50 183ZM103 182V181H102ZM115 182V183H114ZM118 184H117V183ZM137 182H139L138 184H139V187L138 188H135L136 186V184H137ZM146 182V183H145ZM150 182V183H149ZM44 183V182H43ZM58 184L60 183V182H57ZM56 183V186H58L59 187V189L61 188L60 187V184L58 185ZM51 184H53V182H51ZM66 184V183H65ZM65 184H64V187H62L60 190H62V191H64L65 192V194H62V193H64V192H62L61 194L65 197L66 195H67V193H69L70 192V194L71 193H73V191L74 192H77L75 189H77V186H76V188H74V186L73 185H77V184H73V182L72 183H70V185L68 184V185H66L65 186ZM73 184V185H72ZM116 184V185H115ZM137 184V185H138ZM54 185V184H53ZM63 186V185H62ZM117 186V188H115V187ZM160 186V187H159ZM86 188V189H87ZM134 188V189H133ZM156 188V189H155ZM16 189V188H15ZM14 189V192H13V194L12 195H16V194H14V193H16L17 191ZM141 189L144 191V187L142 186L141 187ZM17 190H18V188H17ZM84 190V189H83ZM133 190H135V191H133ZM148 190V191H149ZM153 191H155V192H153ZM157 191V192H156ZM88 192V191H87ZM263 192V193H262ZM40 193H41V191H39L38 192V196L40 195ZM196 193V194H195ZM199 193H200V195H199ZM44 194H46V196H47V192H45ZM138 194H140V193H138ZM138 194H136V195H138ZM87 195V194H86ZM141 196H142V194H140ZM140 195H138V197L140 196ZM145 195H146V193L144 194V196H142V197H145ZM194 195V196H193ZM17 196V195H16ZM41 196H44L43 195V191H42V193H41ZM41 196H39V197H41ZM46 196H44V197H46ZM68 196H70V195H68ZM67 196V197H68ZM146 196V197H147ZM166 196H169V197H171V196H173V197H171L173 200H172V204L174 205H172L171 206V198H170V201H166ZM88 196H87V198H89ZM109 198L110 199V201L112 200V203H114L115 205H117V203H119V205H121V206H119V205H117V207H115V208H113L112 207V205H114V204H112L111 202H108V201H105V198ZM165 197V198H164ZM176 199H175V198ZM96 198V199H95ZM198 198V199H197ZM200 198V199H199ZM175 199V200H174ZM183 199H184V201H183ZM243 199V200H242ZM166 201V202H164V201ZM201 200V201H200ZM202 200H203V202H202ZM237 200V201H236ZM247 200H249V202L247 201ZM175 202V203H174ZM5 203V202H4ZM199 203V204H198ZM240 203V204H239ZM256 203V204H255ZM0 204H3V202L1 203L0 202ZM166 204H168V205H166ZM182 204V205H181ZM185 204V205H184ZM245 204V205H244ZM4 205V204H3ZM3 205L1 206L0 205V208L2 209V207H3ZM12 205H13V203H12ZM27 205H25V206H27ZM89 205V206H88ZM170 205V206H169ZM187 205V206H186ZM237 205V206H236ZM256 205V206H255ZM260 205V207H258ZM54 206V207H53ZM119 206V207H118ZM250 206V207H249ZM8 206H6V208H7ZM17 206H15L14 205V208H16ZM51 207V208H50ZM85 207V208H84ZM129 207V208H128ZM139 207V206H138ZM176 207V208H175ZM246 207H247V209H246ZM18 208V207H17ZM25 209V210H27L28 211V215L30 216L29 217V219H30V221H32V222H30L29 221V219H28V221L30 222V223H28L27 224V218H26V214H27V212H25V210L23 211V210H21V209ZM28 208H30V209H28ZM57 208H59V209H57ZM84 208V209H83ZM127 208V209H126ZM132 208V209H131ZM169 208V209H168ZM191 210H190V209ZM259 208L261 209V210H259ZM0 209V213L2 214V212L5 210V207H3V209L1 210ZM75 209H77V210H75ZM136 209H138V208H136ZM186 209H188V210H186ZM193 209V210H192ZM197 209V210H196ZM243 209V210H242ZM248 209H249V211H248ZM258 209V210H257ZM53 210V211H52ZM61 210H62V212H61ZM71 210H73V211H71ZM129 210V211H128ZM245 210V211H244ZM252 210V211H251ZM22 211L24 212V213H22ZM30 211V212H29ZM78 211V212H77ZM176 212L175 214H178L179 216H178V219H177V217H176V220L178 221V224L176 223V225H175V223H174V220H172L171 221V219H172V215L174 214H172L171 215V212ZM21 212V213H20ZM130 212V213H129ZM170 212V213H169ZM183 212V213H182ZM193 212V213H192ZM243 212V213H242ZM246 212V213H245ZM253 212H256V213H253ZM259 214H258V213ZM30 213H32L31 215H30ZM37 213V214H36ZM42 213V218H44V217H46L47 215H49V217L52 215V218H50L49 219V217L47 218V220H45V219H43V221L40 219V222H41V224H40V222L38 221V224L36 223L37 221L36 220H34L33 218H35V216H36V219H38L39 218V216L40 215H38V214H41ZM44 213V214H43ZM55 213V214H54ZM76 213V214H75ZM126 213V214H125ZM169 213V214H168ZM197 213H199V214H197ZM3 214H5V213H3ZM19 214V215H18ZM46 214V215H45ZM78 214V215H77ZM128 214H130V216L128 215ZM169 215V216H166V215ZM174 214V215H175ZM202 214V215H201ZM205 214V215H204ZM238 214H242V216H244V215H255V217L256 218H254V219H252V220H250V218H249V216L246 218L245 216L244 217H241L240 215H238ZM256 214H258V215H256ZM15 215V216H14ZM18 215V216H17ZM24 215V216H23ZM28 215H27V217H28ZM53 215H57L56 216V218L54 219V217L55 216H53ZM59 215V216H58ZM72 215H73V217L74 216H78V219H83L84 221H69V217H72ZM134 215V216H133ZM173 215V216H174ZM204 215V216H203ZM216 215V216H215ZM235 217H234V216ZM7 216V215H6ZM5 216V217H6ZM76 216V217H77ZM80 216L82 217V218H80ZM176 216V215H175ZM201 216V217H200ZM217 216H219V217H217ZM236 216H239V218L238 217H236ZM0 217H3V216H0ZM17 219H16V218ZM22 217V218H21ZM38 217V218H37ZM102 217V218H101ZM134 219H133V218ZM136 217V218H135ZM166 217H170L171 219H169V218H167L166 219ZM189 217V218H188ZM205 217V218H204ZM216 217V218H215ZM234 217V218H233ZM261 217H262V219H261ZM98 218V219H97ZM154 218H155V220H154ZM214 218V219H213ZM232 218H233V220H232ZM241 218V219H240ZM8 219V218H7ZM16 219V220H15ZM54 219V220H53ZM58 219V220H57ZM68 219V220H67ZM91 219V220H90ZM93 219V220H92ZM195 221H194V220ZM88 220V221H87ZM182 220V221H181ZM185 220V221H184ZM188 220V221H187ZM207 220V221H206ZM212 220V221H211ZM215 220H217V222H215ZM254 220H256V221H254ZM3 221L4 220H1L0 222H2V223H0V227H1V225L3 224ZM12 221V222H11ZM15 221V222H14ZM18 221V222H17ZM36 221V222H35ZM102 221V222H101ZM137 221V222H136ZM171 221V222H170ZM263 221V222H262ZM22 222V223H21ZM87 222V223H86ZM89 222V223H88ZM168 222H170V223H168ZM202 222V223H201ZM228 222H230V224H227ZM248 222V223H247ZM5 223V222H4ZM17 223V224H16ZM33 223V224H32ZM201 223V224H200ZM214 225H213V224ZM218 223V224H217ZM225 223V224H224ZM232 223V224H231ZM27 224V225H26ZM31 224V225H30ZM40 224V225H39ZM210 224V225H209ZM223 224L225 225V228H223ZM5 225H6V223H5ZM24 225H26L25 226V230L26 231H28V230H30L31 232L32 231H35V230H37V231H35L36 233L37 232H39L38 230L40 229V232H41V230H42V233L40 234V232L39 233H37V234H39V235H30V234H28L27 235V232L25 231H23V232H21V230H24L23 228H24ZM91 225V226H90ZM132 225V226H131ZM181 225V226H180ZM209 226V228H208V226ZM236 225V226H235ZM240 225V226H239ZM245 225V226H244ZM263 227H262V226ZM8 226H10V225H8ZM8 226H6V227H8ZM32 226V227H31ZM137 226V228H135ZM221 226V227H220ZM227 226V227H226ZM239 226V227H238ZM5 227V228H6ZM12 227V226H11ZM10 227V228H11ZM29 227V228H28ZM35 227V228H34ZM86 227V228H85ZM218 227H220V228H218ZM232 227H233V229H232ZM234 227H236V229L234 228ZM244 227V228H243ZM247 227V228H246ZM2 228L4 229V232H5V234H6V231H5V228H4V224L2 225ZM2 228H0L1 229V232H0V235L1 236H3V229ZM27 228V229H26ZM45 230H44V229ZM66 228V229H65ZM223 230H222V229ZM7 229V228H6ZM20 229V230H19ZM60 229V230H59ZM74 229H75V231H74ZM138 229V230H137ZM227 230V232H226V230ZM242 229H244V231L242 230ZM248 229V230H247ZM57 230H59V231H57ZM73 230V232H78V233H83V232H90V235L92 236V234H91V232H94V233H96V234H98L97 232H99V237L97 236V239H94V237L95 236H90V235H88V238H89V236H90V238H89V240H87L86 238H85V241H84V239L83 240H81L80 239V237H78L79 239H77V237L76 238H73L74 237V235L75 236H77L76 234H72V235H69L70 237H67V238H65V236L64 235H67V231H72ZM166 230H168L167 231V233L168 234H166V235H160L159 233L160 232H164V231H166ZM171 230V231H170ZM178 230V231H177ZM200 230H201V232H202V230H204L203 232H202V234H200L201 232H200ZM239 230H237V231H239ZM260 230H261V234H260ZM13 231V232H12ZM30 231H28L29 233H30ZM66 231V232H65ZM80 231V232H79ZM213 231V232H212ZM220 231V232H219ZM252 231V232H251ZM57 232V233H56ZM102 232V233H101ZM103 232L104 233H106V232H110L111 234H109L110 235V237H105V236H108V234L107 235H103V237H104V239H103V237L102 238H100V236H102L101 234H103ZM113 232V233H112ZM124 232V233H123ZM175 233V234H173V233ZM184 232H186V233H184ZM244 232H246L245 234L246 235H244ZM263 232V233H262ZM32 233H34V232H32ZM59 233V234H58ZM94 233H93V235H94ZM101 233V234H100ZM170 233H172L173 235H171ZM184 233V234H183ZM4 234V235H5ZM7 234V235H8ZM35 234V233H34ZM88 234V233H87ZM86 234V235H87ZM127 234V235H126ZM187 234V235H186ZM204 234H206V235H204ZM219 234V235H218ZM224 234V235H223ZM255 234H256V237H255ZM6 235V236H7ZM15 235H16V237H15ZM21 235V236H20ZM23 235H25V236H23ZM45 235V236H44ZM113 235V236H112ZM151 236V238H152V240H154V242H152V243H148L149 244V246H145V245H147V243H144V241H146V240H144V238H146L147 237V240H148V238L149 239H151L149 236ZM262 235V236H261ZM27 236V237H26ZM36 236V237H35ZM48 236V237H47ZM61 236V237H60ZM68 236V235H67ZM162 236V237H161ZM183 236H184V238H183ZM187 237V239H185L186 237ZM204 236V237H203ZM24 237V238H23ZM40 237H41V239H40ZM127 237V238H126ZM191 237V238H190ZM23 238V239H22ZM44 238L46 239V240H44ZM64 238V239H63ZM96 238V237H95ZM100 238V239H99ZM143 238V239H142ZM199 238V239H198ZM211 238V239H210ZM212 238L213 239H215V238H217V239H215V243L216 244H213V245H211L209 242L212 240ZM240 238V239H239ZM243 238H244V241H243ZM251 239V240H249V239ZM19 241H18V240ZM62 239V240H61ZM70 239V240H69ZM157 239L159 240V242H157ZM186 240V242L184 241V240ZM188 239H190V240H188ZM195 239V240H194ZM197 239V240H196ZM10 240V244H7V242ZM17 240V241H16ZM32 240V241H31ZM41 240V241H40ZM66 240H69V241H66ZM91 240V241H90ZM127 240V241H126ZM228 240V239H227ZM240 240H242V241H240ZM245 240H246V242L247 241H252V244L249 246V248H243V245L245 244ZM13 241V242H12ZM20 241H21V243H20ZM48 241H50V242H48ZM81 241V242H80ZM183 241V242H182ZM206 242V243H204V242ZM212 241H214V240H212ZM211 241V242H212ZM225 241H226V239H225ZM239 241V242H238ZM29 244H28V243ZM34 242V243H33ZM69 242V243H68ZM89 242V243H88ZM91 242H93V243H91ZM99 242H101V243H99ZM186 244H185V243ZM4 243V242H3ZM15 243V244H14ZM90 243H91V245H92V247H90L91 245H90ZM99 243V244H98ZM175 243V244H174ZM182 243V244H181ZM197 243V244H196ZM212 246V247H210L209 246V244ZM213 243V242H212ZM236 243V245H239V247H241V244L239 243V244H237ZM11 244H12V246H11ZM18 244H20V245H18ZM49 245L48 247L46 246V245ZM69 244V245H68ZM102 244V245H103ZM145 244V245H144ZM187 244H190V250L191 251H189V249H188V246H186ZM191 244H193V246H194V249H193V247H191L192 245ZM202 244V245H201ZM208 244V247L206 246ZM8 245H10L11 246V249L8 247ZM22 245V246H21ZM29 245V246H28ZM74 245V244H73ZM79 245V246H78ZM144 245V246H143ZM179 245V246H178ZM204 245L206 246V249L207 250H205V248H203L204 247ZM228 245V242H226V246ZM23 246H24V249H25V247H26V250H22L23 249ZM28 246V247H27ZM44 246H46V249H45V247ZM62 248H61V247ZM68 246H69V249H70V253H69V255H68V253L67 254H63L61 251L62 250H67L68 249ZM99 246H97V247H99ZM183 246H186L187 247V249H186V247H183ZM254 246H256L254 249H253V247ZM260 246V247H259ZM3 247V248H2ZM6 247H8L9 249H7ZM43 247H44V249H43ZM94 247H95V245H94ZM199 247H200V249H199ZM228 247V246H227ZM232 247V250H234V252H236L237 250H238V248H237V246H231ZM245 247V246H244ZM251 247V248H250ZM90 248H91V250H90ZM204 249V251H203V249ZM218 248V249H217ZM226 248V247H225ZM230 248V247H229ZM234 248V249H233ZM235 248H236V250H235ZM259 249V251H257V253H258V255L257 254H255L256 253V250H258ZM263 248V249H262ZM7 249V250H6ZM33 249H35V250H33ZM54 249V250H53ZM68 249V250H69ZM97 249V250H98ZM167 249H168V251H167ZM231 249V248H230ZM44 250V251H43ZM65 250V251H66ZM115 250H117V251H120V253H122L121 254V258L120 259H118V257H120L119 255H120V253H118V252H115ZM123 250V251H122ZM139 252V255H138V253H137V251ZM169 250H171L170 252H169ZM172 250H174V251H172ZM182 250H186V252H188L187 254H185ZM188 250V251H187ZM194 250V251H193ZM220 250V251H219ZM223 250V251H222ZM262 250V251H261ZM5 251V252H4ZM8 251V252H7ZM49 251V252H48ZM65 251H63V252H65ZM88 251V252H89ZM133 253L134 251L136 252V254H134V255H131L132 253ZM194 253H193V252ZM202 253H201V252ZM216 251V252H215ZM48 252V253H47ZM67 252V251H66ZM65 252V253H66ZM110 252H112V253H110ZM126 252H127V254H126ZM170 253V255H171V253H172V255L173 254H175L176 256H174L175 258H173V259H171V257H170V259H169V257H168V253ZM200 252V253H199ZM218 252H221V253H218ZM20 255H19V254ZM24 253H25V255H24ZM99 253V254H98ZM107 253H110V254H108V255H106ZM117 253V255H114V254H116ZM129 253V254H128ZM131 253V254H130ZM167 253V254H166ZM179 253V254H178ZM9 254V255H8ZM32 254V255H31ZM39 254V255H40ZM113 254V255H112ZM119 254V255H118ZM124 254H126V255H128V257L126 256V257H124ZM180 254H182L181 255V257H180ZM19 255V256H18ZM23 255V256H22ZM45 255V254H44ZM44 255H40L41 257L40 258H38V260L37 259H35L36 261H37V263L36 264H40V263H43L45 260H44ZM49 255H51L52 257H50L49 258ZM131 255V256H130ZM185 255V256H184ZM15 256H16V258H15ZM18 256V257H17ZM61 256V257H60ZM82 255L81 254H79L78 253V255H77V259L79 260V261H85V258H82L81 257ZM117 256V257H116ZM212 256L214 257V258H212ZM20 257V258H19ZM72 257V256H71ZM124 257V258H123ZM147 257V258H146ZM34 258V259H33ZM37 258V257H36ZM54 258V259H53ZM56 258V259H55ZM64 258V259H63ZM127 258V259H126ZM198 258V259H197ZM211 258V259H210ZM261 258V259H260ZM4 259V260H3ZM40 259V260H39ZM42 259V260H41ZM150 259H151V257H150ZM156 259V258H155ZM164 259V260H163ZM196 259V260H195ZM205 259V260H206ZM260 259V260H259ZM34 260V261H35ZM50 260H51V262H50ZM55 260V261H54ZM161 260H162V262H161ZM167 260V262H165ZM22 261V262H21ZM35 261V262H36ZM59 261H60V263H59ZM129 261H130V263H129ZM256 261V260H255ZM13 262V263H12ZM138 262H140V263H138ZM149 262V263H148ZM169 262V263H168ZM187 262V263H186ZM204 262V263H205ZM239 262V261H238ZM262 264H264V260L262 259ZM33 263V262H32ZM48 263V264H49ZM91 263V264H92ZM201 263H203V262H201ZM200 263V264H201ZM210 263H211V261H210ZM235 264H242L243 262H239V263H237L236 261L234 262ZM145 264V263H144ZM228 264H230V263H228ZM244 264V263H243Z\"/></svg>",
  "mask_w": 264,
  "mask_h": 264
},
{
  "label": "bare ground",
  "instance_id": "bare-ground-1",
  "mask_svg": "<svg viewBox=\"0 0 264 264\" xmlns=\"http://www.w3.org/2000/svg\"><path fill=\"white\" fill-rule=\"evenodd\" d=\"M110 1V0H109ZM129 1V0H128ZM131 1V0H130ZM144 1V0H143ZM142 0H141V3L140 4H138L137 6H139V5H141V4H143V6H139V7H136V11H135V13H138L137 11H138V9L137 8H139V11H142V12H144V10H145V8H147V11H148V9H150L149 11H152V10H154V8H155V11H156V13H162V12H166V9H167V12L170 10V7H172V6H176V4L178 3V1H177V3L175 2V1H172V0H170L169 2L168 1H166L165 2V0L164 1H159V3L157 4V5H155V4H153V6H150V3H146L145 2V5H144V3H142L143 2ZM149 1V0H148ZM185 1V0H184ZM194 0H191V2H193ZM198 1V0H197ZM201 1V0H200ZM199 1V2H200ZM207 3H208V0H205ZM247 1H250V0H225V2H226V5H228V6H231V7H233V9H235L236 10V12L233 10V13H234V15H233V13L232 14H230V15H233V16H231L230 17V15L229 16H227L228 17V19H226L227 17H223L224 19H226L225 21L223 20H221V22L220 23H216V25H213V27H210L211 25H212V21H209V19H211V18H209V14H211V11H210V9H209V7L210 6H208V4H203V6H202V11L205 13V15H207L208 16V18L206 17L205 18V15H204V18H205V20H201V18L203 19V17H200L199 16V18L197 17L198 15H195L196 17H194L195 19L197 18V19H200L199 21H200V23H198L197 25H196V23L197 22H195V21H197V20H195L194 18H192V13H191V15L189 14V15H187V16H189L187 19L188 20H186L185 18L184 19H182V18H179V19H182V20H185L184 22L182 21V24H181V22L179 23V24H181V26H183V27H181L182 29H183V32H180V31H178V32H176L177 33V35H176V39H177V36L179 35V32L181 33L180 34V36L179 37H181L182 38V36L184 37V36H186V38H188L187 37V35L185 34V35H182V33H186L185 32V30L186 29H188L189 30V33H191L190 31H192L193 29L195 30L198 26L199 27H202L203 29V32H205L206 33V31L208 30V31H211V32H214V35H213V33H211L210 32V34H212V36H213V39L214 38H218V37H216V32L217 33H219V34H222V32H230V33H235L236 31V34H237V37L235 38L234 37V39H231V41L230 40H227V41H225V39H221V40H219L220 38H218V40H211L210 39V36H209V38H208V36H207V38L206 39H203V38H201V39H199L198 41H197V36L195 37V41H194V37H192V40L193 41H191L190 40V42H189V40H185V42H184V40H183V38H182V40L183 41H181V38L179 39V37H178V41H181V45H179L178 43V46L180 47V46H182V49L185 47V44H187L186 46H192V47H189V49L190 48H193L194 49V51L191 49L190 51H193V52H190L189 50H188V48H184L183 50H181L179 47H176V55H177V62H179V64L181 63L182 64V62L184 63L185 62V60L184 59H188L189 57H188V55L189 54H193V57H198L199 58V56L202 58L201 59V61L199 60V63L197 64V68L198 69H200V70H197V68H195V70L194 71H192L193 73H191V74H195L194 75V77H193V75H191L190 77H192V78H196L197 80L199 79V76H200V74H202L203 75V73H206V74H209V76L211 75V76H214L215 75V77L217 76V77H219L218 76V74H220V76H221V80H223V78H225V77H223V76H225L226 74V77H228V73L226 72V71H224V69L221 71L220 70V67H216V66H211L210 68L208 67L207 69L208 70H205L206 69V67L205 68H203V66H204V56H202L201 55V52H199V51H202L201 50V48L203 49V48H205V47H216V46H220V47H222L223 46V48H224V45H225V50H226V46H228L229 47V49L231 48V49H234L235 50V48L237 49V53L239 54L241 51H239V49L240 50H242L243 51V49L244 48H246L247 49V47H248V49H250V50H252L253 51V49H255L256 47H259V45H261V46H264V40L263 41H260V42H257L258 40H257V37L259 36H262V33H259V32H256L255 31V28L257 27L258 28V26L260 27V26H263L264 25V9L263 10H260L259 11V9L257 10V8H256V5L255 6H253V1L251 2V4L252 5H250V3L249 4H247L246 5V3H244V2H247ZM135 2V1H134ZM139 2V1H138ZM179 2H182L181 0H179ZM202 2V1H201ZM204 2V1H203ZM202 2V3H203ZM227 2L230 4H227ZM254 2H256L255 0H254ZM176 3V4H175ZM205 3V2H204ZM210 3V2H209ZM199 4V3H198ZM256 4V3H255ZM258 4V3H257ZM260 4V3H259ZM155 5V6H154ZM180 5V4H179ZM197 5V4H196ZM132 6V5H131ZM146 6H148V7H146ZM177 6H178V4H177ZM176 6V7H177ZM74 7V6H73ZM128 7H130V6H128ZM127 7V8H128ZM153 7V8H152ZM180 7V6H179ZM188 7V6H187ZM186 7V8H187ZM200 7V6H199ZM98 8V7H97ZM109 8V7H108ZM126 8V7H125ZM132 8V7H131ZM130 8V9H131ZM152 8V9H151ZM168 8H169V10H168ZM92 9V8H91ZM95 9V8H94ZM141 9H144V10H141ZM174 9V10H173ZM172 10H170V11H172V12H177V10H176V8H173ZM177 9H178V7H177ZM182 9V8H181ZM197 9V8H196ZM201 9V8H200ZM221 9H223V8H221ZM104 10V9H103ZM124 10V9H123ZM126 10V9H125ZM135 10V9H134ZM133 10V11H134ZM128 11V10H127ZM155 11H153V13L154 14H156L155 13ZM183 11V10H182ZM201 11V12H202ZM195 12V11H194ZM208 12H209V14H208ZM227 12V11H226ZM32 13L35 15V16H33L32 17ZM70 11L69 10H65L63 7H61V6H56L55 8L53 7V8H49V6L47 5V0H0V46H2V45H5V46H11L10 48H11V50L12 51H10V50H8L9 51V53H7L6 52V50L7 49H10V48H7L6 47V50H5V52H3V54H1L0 55V58L2 57V58H4L5 56V58H4V60H2V58L0 59V62H2V63H0V163L2 162V160H6L5 162L7 163H5V162H2L1 163V168H0V202L2 203L3 202V204H0L1 206L3 205V207H5V210L2 212V214L0 213V216H3V217H0V221L1 220H4L3 221V224H4V228L6 227V226H8V225H10V226H8V227H6L5 228V231H6V234H5V232H4V229L2 228V225H1V227L0 228H2L3 230V236H1L0 235V237H2V238H4L2 241H1V239H0V241H1V243L2 244H5L6 243V241L8 240V236H9V239H11L12 237H11V231H10V233L9 234H11V235H9L8 234V230H14V232H17V231H15V229H13V227H16L17 225H15L14 226V224H7V221H5V220H8L9 221V219H10V217L11 216H9V215H13V214H17L18 213V211L20 210L19 209V207L20 208H22L23 206L24 207H26L25 209H27V207L29 206V205H27L29 202H30V204H31V200H33V201H36V202H34V204L35 203H37V206H40V204H41V206L42 205H46L47 203L44 201V204L43 203H39V205H38V202H41V201H43V200H47L49 203L52 201V202H54L55 204L54 205H61L62 207H63V209H65L66 211H69L70 209H73L74 207H77V205H79L81 202H83V201H91L90 200V194L88 195V193L90 192L89 191V189H91L93 186L92 185H90L91 183L90 182H99V184H103V185H106V186H108L109 187V185L112 187V185H114V184H105V182H106V179L108 180V182H111L112 180L114 181V175H115V173H113V172H111L112 173V175L108 172V171H110V169L114 166H112L111 168H110V166L108 165L109 163H111V162H113V160L111 159H106L105 158V156H111L110 154H113V156H117V155H121L122 153H124V152H122L123 151V149H124V151L126 152V148H127V150H128V146H130L132 143H134V144H132L131 146L133 147V145H135V144H137L136 142L138 141V140H140V137L138 136V132L137 131H135L136 129H134V127L135 126H137V125H135V126H130V125H128V124H126V125H128L127 126V131H126V136L125 137H123V141L122 142H118L117 144H114L115 142H112V138H114L113 136H114V131L116 130H114V128H115V126H113L112 125V123H114V121H112V119H111V115H112V117H115V116H117V115H115V113H117L116 111H118V107H120L119 108V111L118 112H120L121 110V107L123 108L124 106H122V105H125L126 103L128 104L129 102H131V101H129L128 102V100H129V98H128V100L127 99H125V102L122 100V98H121V95L119 96V93L117 92L118 91V87H119V85L120 86H122V84H116V85H118L117 87H116V85H114L113 86V84L111 83L110 85L111 86H109L106 82V84L107 85H104L105 83L104 82H101V80L103 79V80H106L107 78L106 77H110L111 78V80L112 81H120V79H122L123 78V76H125V78H126V74L125 73H128L129 71H127L126 69H124V67H123V71H125L124 73L123 72H121V71H119V67H117V66H114V65H112L113 67H111V69L112 68H115L114 70L112 69H108V68H106L107 66H106V64L107 63H109L110 64V61H111V59L113 58V59H115V58H117V57H112L113 55H111L110 56V53H107V54H105V53H103V56H101V54H99V58H98V56L95 54V51H97V49H99V48H97L96 50L94 49V46L95 47H100V46H102L103 45V43H100L99 41H97V44L95 43L94 44V40L96 39V37L93 39V41H92V39H89V38H91V37H89V38H87L86 39V41H84L83 42V44H85V42H89V40H90V42L89 43H91L92 42V44H91V46H87V45H89V44H85V45H78L79 44V42L81 43L82 42V40H80V41H76V40H72V41H70L71 39H68V38H70V35H69V37L67 38L66 37V34H68L69 33V31H70V33L69 34H72L73 32H75V30L74 31H71V30H66L67 29V27H69V29L70 28H72V26H73V24H75V23H79V20H82V19H80L79 18V20H77L78 19V16H76V22L74 23L73 22V24L72 25H69V21L67 20L68 18H69V16H70ZM89 13V12H88ZM87 13V14H88ZM126 13V12H125ZM141 13V12H140ZM153 13H152V15H153ZM171 13V12H170ZM177 13H179V12H177ZM181 13V12H180ZM212 13H213V11H212ZM231 13V12H230ZM94 14V13H93ZM133 14H134V12H133ZM175 14V13H174ZM74 15V14H73ZM72 15V13H71V16H73ZM83 15V14H82ZM103 15V14H102ZM135 16H132V18H134V17H136V14H134ZM138 15V14H137ZM148 15V14H147ZM150 15V14H149ZM161 15V14H160ZM181 15V14H180ZM182 15H183V13H182ZM212 15H214V14H212ZM75 16H73L74 18H75ZM93 16V15H92ZM96 16V15H95ZM124 16V15H123ZM186 16V17H187ZM191 16V17H190ZM221 16V15H220ZM220 16H216V17H220ZM222 16H225V15H223L222 14ZM73 17H72V19H73ZM102 17V16H101ZM100 17V18H101ZM128 17V15L126 16V18ZM139 17L140 18H142V16H141V14H140V16L138 15V17H137V19H134V20H138L139 19ZM143 17H145V16H143ZM181 17V16H180ZM182 17H184V16H182ZM230 17V18H229ZM100 18H99V20L98 21H100ZM106 18V17H105ZM129 18V17H128ZM127 18V19H128ZM155 18V17H154ZM221 18V17H220ZM222 18V19H223ZM71 19V23H72V20ZM149 19V18H148ZM174 19V18H173ZM208 19V20H207ZM214 19V18H213ZM216 19V18H215ZM218 19V18H217ZM88 20H89V18H88ZM106 20H107V18H106ZM106 20H105V23H106ZM152 20V19H151ZM194 20V21H193ZM62 21V22H61ZM86 21V20H85ZM84 21V23L82 22V23H79L78 25L77 24H75L76 25V27H77V29H76V34H77V32H78V35H81L82 33L84 34V32H82V30H83V28L85 29V30H89L90 29V27H89V29H86L87 27H84L85 25H87L88 23H90L89 21H86L85 22ZM95 21V20H94ZM94 21H93V23H94ZM110 21V20H109ZM215 21V20H214ZM250 21V22H249ZM69 22V23H68ZM88 22V23H87ZM97 22V21H96ZM101 22H102V20H101ZM164 22V21H163ZM212 22V23H211ZM64 23V24H63ZM66 23L68 24V26L66 25ZM104 23V22H103ZM111 22H109V24H110ZM139 23V22H138ZM153 23V22H152ZM183 23H184V25H183ZM194 24V26L193 25H191V24ZM210 23H211V25H210ZM97 24V23H96ZM156 23H154V25H155ZM166 24V23H165ZM170 24V23H169ZM60 25V26H59ZM63 25V26H62ZM101 25V24H100ZM127 25V24H126ZM143 25V24H142ZM151 25V24H150ZM153 25V26H154ZM158 25V24H157ZM161 27H159V30L156 28V31H154L155 30V28L154 27H152V28H150V31H149V29L148 30H144V31H142V33H145V35L146 34H150V33H148V32H151V30L153 29V31H152V33L150 34V36H147V38L145 37V35H141L140 36V32L141 31H139V30H137L136 29V31H139V32H135L136 34L138 33V35H139V37H135V39H132L131 38V40H133V41H131V40H129V43L127 42V39L131 36H133V33H132V31L130 30V32L132 33L131 35H130V32H129V34L127 33V29H126V32L122 35V33H121V35H122V39H124V41L122 42L121 41V39H115L114 38V36H112V37H109L108 36V38H105L103 35H101V36H103V37H101L102 39H104V43L105 44H109V46L110 45H112V47H107L108 46V44L105 46V44L103 45L106 49L107 48H110V49H112L113 48V45L115 46V47H122L123 46V48H124V46L125 45H121L120 44V46H119V41H121L120 43H128L129 45H126V48H127V46L129 47V48H133L132 49V51H134V49L135 50H138V49H140L141 47H143V48H145V45L146 46H150V44H152V45H159V43L160 42H163V41H166L167 39H169L170 38V35H171V33H173V32H175V31H177L178 30V27L179 26H177V28H175V31H173L174 30V28H173V30H170V29H172L170 26H165L166 27V29H167V32H168V29H169V27H170V29H169V31L170 32H168L169 34H167V32L165 31L166 29L163 27V25H161V24H159ZM66 26V27H65ZM91 26V25H90ZM92 26H93V24H92ZM91 26V27H92ZM174 26V25H173ZM197 26V27H196ZM61 27H62V29H61ZM75 27V28H76ZM83 27V28H82ZM119 27V26H118ZM140 27V26H139ZM138 27V28H139ZM143 27H145V26H143ZM192 27H193V29H192ZM209 27V28H208ZM66 28V29H65ZM147 28V27H146ZM162 28H163V30L166 32V34L168 35L166 38H162V36H164V35H162L161 37L160 36H158L157 34L159 33V35L163 32V31H160V30H162ZM210 28H211V30H210ZM36 29H39V30H41L42 32L40 33V31L38 32V31H36ZM46 29V30H45ZM64 29L66 30V33L64 34ZM74 29V28H73ZM109 29H111V28H109ZM121 28H119V30H120ZM181 29V30H182ZM190 29H192V30H190ZM198 29V28H197ZM196 29V30H197ZM205 29V30H204ZM61 30H63V31H61ZM91 30V32L93 31L94 32V30L93 29H90ZM90 30H89V32H87L88 34L90 33ZM101 30H103V29H101ZM107 30H108V28H107ZM141 30V29H140ZM143 30V29H142ZM158 30V31H157ZM198 30H200V31H202L200 28L198 29ZM44 31V32H43ZM67 31H68V33H67ZM97 31V30H96ZM100 31V30H99ZM116 31V30H115ZM146 31H148L147 33H146ZM161 33H160V32ZM173 31V32H172ZM104 32V31H103ZM155 32V33H154ZM165 32H163V34H165ZM195 32V31H194ZM86 33V34H87ZM95 33V32H94ZM94 33H90V34H94ZM108 33V32H107ZM134 33V34H135ZM141 33V34H142ZM188 33V34H189ZM196 33H198V32H196ZM76 34H73V35H76ZM83 34H82V36H83ZM86 34H84V35H86ZM88 34L86 35V36H88ZM97 34V33H96ZM96 34H94V36L96 35ZM99 34V33H98ZM110 34H111V31H110ZM125 34H126V36H125ZM154 34H155V36H154ZM165 34V35H166ZM203 34V33H202ZM207 34V33H206ZM117 35H118V37H119V35L120 34H118L117 33ZM137 35V36H138ZM151 35H153L154 36V38L155 39H153V36H151ZM175 34L173 33V35L172 36H174ZM209 35V34H208ZM77 36V35H76ZM90 36V35H89ZM111 36V35H110ZM124 36H125V38H124ZM127 36H129L128 38H126ZM144 36V37H143ZM158 36V37H157ZM171 36V37H172ZM194 36V35H193ZM215 36V37H214ZM79 37V36H78ZM150 37V38H149ZM152 37V38H151ZM169 37V38H168ZM83 38V37H82ZM100 38V37H99ZM98 38V39H99ZM110 38H113L112 40H110ZM175 38L174 37H172V39H173V41H175ZM185 38V37H184ZM261 38V37H260ZM73 39V38H72ZM97 39V40H98ZM105 39H107V40H105ZM125 39H126V41H125ZM171 39V38H170ZM263 39V38H262ZM42 40H44V42H41ZM109 40V41H108ZM135 40V41H134ZM201 40H204V41H201ZM257 40V41H256ZM77 42V43H75V42ZM105 41H108V42H105ZM187 41V42H186ZM72 42H74V43H72ZM95 42H96V40H95ZM102 42V41H101ZM177 42V41H176ZM182 42H184L183 44H182ZM169 43V42H168ZM73 44L75 45V44H77L78 45V47H76V46H73ZM102 44V45H101ZM118 44V45H117ZM147 44H149V45H147ZM160 44H162V43H160ZM192 44V45H191ZM152 45H151V47H152ZM193 45H195V46H193ZM257 45V46H256ZM85 46V47H84ZM218 46V47H219ZM74 48H75V50L77 49V51L79 52L80 50H85L84 52L83 51H81L82 52V54H80V53H78L77 51V53L76 52H74ZM79 48V49H78ZM91 48H92V50H91ZM100 48H102V47H100ZM104 48V49H105ZM129 48H127V49H129ZM143 48H141V49H143ZM149 48V47H148ZM179 48V51L177 52V49ZM217 48V47H216ZM239 48V49H238ZM90 49V50H89ZM125 49V48H124ZM173 49V48H172ZM175 49V48H174ZM218 49V48H217ZM263 49V48H262ZM130 50V49H129ZM128 50V51H129ZM148 50H150V49H148ZM212 50V49H211ZM220 50V49H219ZM223 50V49H222ZM257 50H258V48H257ZM86 51H88V53H89V51H90V54L92 55V56H90V55H87L88 53L86 52ZM91 51H93L92 53H91ZM131 51V50H130ZM143 51V50H142ZM164 51V50H163ZM166 51V50H165ZM171 51H173V50H171ZM209 51V50H208ZM207 51V52H208ZM216 51V50H215ZM224 51V50H223ZM239 51V52H238ZM12 52V53H11ZM86 52V53H85ZM136 52V51H135ZM148 52V51H147ZM211 52V51H210ZM221 52V51H220ZM228 52V51H227ZM226 52V53H227ZM244 52V51H243ZM248 52V50L246 51V53ZM6 53V54H5ZM98 53V52H97ZM101 53V52H100ZM162 53V52H161ZM163 53H165V52H163ZM167 53V52H166ZM203 53V52H202ZM218 53V52H217ZM217 53H213V55L214 54H217ZM226 53H219V54H217V58L215 59V65H216V63H218V64H220L221 62H220V60H224V61H227V59H228V57L230 58V55L229 56H227V54ZM9 55V57H10V59H9V57H8V55ZM94 54L97 56V58L94 56ZM106 56H105V55ZM109 54V55H108ZM175 54V53H174ZM191 54V55H192ZM250 54H252V53H250ZM5 55V56H4ZM150 55H152V54H150ZM190 55V56H191ZM204 55V54H203ZM210 56H211V54H209ZM234 55L236 56V54L234 53ZM95 58H94V57ZM105 56V57H104ZM108 56L111 58L110 59V61L109 62H107V60H106V57L108 58ZM148 56V55H147ZM157 56V55H156ZM174 56V55H173ZM235 56H234V58H235ZM239 56V55H238ZM244 56V55H243ZM242 56V57H243ZM252 56V55H251ZM262 56V55H261ZM260 56V57H261ZM102 57V58H101ZM126 57V56H125ZM150 57V56H149ZM175 57V56H174ZM215 57H216V55H215ZM237 57V56H236ZM250 57V56H249ZM259 57V58H260ZM6 58H8V60L6 59ZM101 58V59H100ZM120 59H118L117 58V61L119 62V60H121L122 59V57H119ZM124 58V57H123ZM172 58V57H171ZM206 58V57H205ZM211 58V57H210ZM225 58H226V60H225ZM232 58V57H231ZM228 59V61L229 60H231L232 61V59ZM253 58H255V57H253ZM258 58V57H257ZM102 59L104 60L103 62H102ZM109 59V58H108ZM112 59V61H114ZM130 58H124V60L126 61V62H128V60H129ZM134 59V58H133ZM141 59V58H140ZM140 59H138L139 60V62L141 61ZM147 60H146V64H147V62L148 63H150L151 62V60L149 59V58H146ZM148 59H149V61H148ZM160 59V58H159ZM186 59V60H187ZM220 59V60H219ZM264 60V56H262V58H260L259 60ZM8 61V64H7V61ZM101 60V61H100ZM105 60H106V64H105ZM124 60H122L123 62H124ZM137 60V61H138ZM154 60V59H153ZM217 60V61H216ZM223 60H222V62H223ZM234 60V59H233ZM256 60V59H255ZM116 61V62H117ZM131 61V60H130ZM135 61V60H134ZM144 61H145V59H144ZM155 61V60H154ZM167 61H168V59H167ZM190 61V60H189ZM192 61V60H191ZM213 61V60H212ZM226 62V63H231L230 61L229 62ZM236 61H237V59H236ZM249 61H250V59H249ZM7 64V66H3V65H5V63ZM100 62H102L101 63V65L103 64V67H104V69H103V71H102V66H101V69H100ZM117 62V63H118ZM121 62V61H120ZM141 62H143V61H141ZM156 62V61H155ZM188 62V61H187ZM207 62H208V59H207ZM210 62H211V60H210ZM233 62V61H232ZM255 62V61H254ZM4 63V64H3ZM145 63V62H144ZM154 63V62H153ZM152 63V64H153ZM158 63V62H157ZM165 63V62H164ZM224 63V62H223ZM226 63H224V64H226ZM250 63V62H249ZM251 63H253V62H251ZM3 64V65H2ZM108 64V66H111V64L109 65ZM122 64V63H121ZM124 64H126V63H124ZM137 64H139V63H137ZM152 64H150V65H152ZM160 64V63H159ZM162 64V63H161ZM176 64V63H175ZM179 64H177V65H179ZM180 64V65H181ZM195 65H196V63H194ZM206 64V63H205ZM223 64V65H224ZM261 64V63H260ZM263 64V63H262ZM261 64V65H262ZM73 67H75V68H71L72 66ZM117 65V64H116ZM157 65V67H158V64H156ZM182 65H184V64H182ZM181 65V66H182ZM188 65V64H187ZM221 65V64H220ZM222 65V66H223ZM230 65V64H229ZM231 65L233 66V67H235L234 66V64L233 63H231ZM230 65V66H231ZM71 66V67H70ZM106 66V67H105ZM130 66V65H129ZM128 66V67H129ZM142 66V65H141ZM146 66V65H145ZM145 66H143L142 68H146L147 66H148V64H147V66L145 67ZM153 66V69H157V67H155L154 65H152ZM63 67H68L69 69H70V71L69 72H67V74H65L64 75V77H61V76H59L60 74H64L63 73ZM149 67V66H148ZM148 67L146 68V69H148ZM188 67H189V65H188ZM224 67H226V66H224ZM251 67H252V65H251ZM258 67V66H257ZM116 68H119L118 70L116 69ZM127 68V67H126ZM130 68V67H129ZM136 68V67H135ZM134 68V66H133V69H135ZM140 69L141 67L140 66H138L137 68H136V70L134 71V72H131V77H134V78H136V79H140L141 77H143L144 75L143 74H145L144 72H143V69L141 68L140 70L142 71V72H140V70H138V72H136L137 71V69ZM150 69H152L151 68V66L149 67ZM223 68V67H222ZM237 64H236V70H237ZM243 68V67H242ZM250 68V67H249ZM253 68V67H252ZM105 69L107 70V72L105 71ZM150 69L148 70L149 72H150ZM161 69V68H160ZM165 69V68H164ZM186 69V68H185ZM185 69H180V70H174V71H176V72H174L175 73V77H179V76H181V77H183L184 76V74L186 73H188L189 71H187V72H185ZM247 69H248V67H247ZM255 69V68H254ZM262 68H257V69H255V71H256V73L255 74H259L258 76H257V78L259 79V77H263L264 78V70H261ZM121 70V69H120ZM132 70V68H130V71ZM155 70H154V72H155ZM184 70V71H183ZM202 70V71H201ZM133 71V70H132ZM145 71V70H144ZM147 71V70H146ZM148 71L146 72V73H148ZM161 71H162V69H161ZM254 71V72H255ZM122 73L123 74V76H122V78H119L120 77V74L118 75V73ZM140 72V73H139ZM171 72V71H170ZM195 72V73H194ZM203 72V73H202ZM231 72H233V71H231ZM244 72V71H243ZM130 73V72H129ZM129 73H128V75H129ZM141 73H143V74H141ZM245 73V72H244ZM253 73V72H252ZM125 74V75H124ZM149 74V73H148ZM160 74V73H159ZM171 74V73H170ZM189 75H190V72L188 73ZM230 74V73H229ZM236 75L235 77H233V76H231V75ZM232 74H230L229 76H231V77H233L234 78V81H238V80H236L235 78L236 77H239L237 74L238 73H232ZM55 75V76H54ZM127 75V76H128ZM147 75V74H146ZM157 75V74H156ZM156 75H154V76H156ZM183 75V76H182ZM189 75L187 76L186 75V77H189ZM201 75V76H202ZM248 75H250V74H248ZM47 76H49V78H47ZM63 76V75H62ZM153 76V75H152ZM152 76H150V77H152ZM195 76H197V77H195ZM200 76V77H201ZM204 76H205V74H204ZM253 76H255L256 77V75H253ZM118 77V80H116V78ZM130 77V76H129ZM170 77H171V75H170ZM216 77V79H219V78H217ZM254 77V79L252 78V79H249V80H247V82L246 81H244V82H246L245 84H246V86H245V84H244V89L246 90V92L248 93V96L249 97H259V99H260V97L264 94V85H258L257 84V79ZM74 78H81V79H83L82 81H83V84L85 83V85H90L91 83H97V82H99L100 81V86L98 87V88H96L95 89V91L97 92H95L96 94V96H94V98L93 97H90V102H88L89 103V105L86 103V105H84L83 103H82V101H79V100H77V99H75V98H73V97H71L70 96V94H67L66 92H64V93H60L61 95H59V97H60V99L61 100H57V98H53L52 100H51V98H49V102H50V100H51V102L50 103H47V101L45 102V100L46 99H48L47 98V96H46V93H45V89H47V85H50V84H52V85H54V86H66L67 85V83L69 82V81H72L71 79H73V81H74ZM158 78H159V75H158V77H152L151 79V83H154V82H156L157 80H158ZM163 78V77H162ZM162 78L161 79H159L158 81H161L162 80ZM168 74H167V80H168ZM203 78V77H202ZM80 79V80H81ZM128 79H130V78H128ZM145 79V78H144ZM173 79V78H172ZM189 79V78H188ZM219 79V82L221 83V80ZM238 79V78H237ZM242 79V78H241ZM240 79V80H241ZM77 80V79H76ZM79 80V81H80ZM108 80V79H107ZM181 80H182V78H181ZM184 80V79H183ZM227 80V79H226ZM163 81V80H162ZM161 81V82H162ZM165 81V80H164ZM176 81V80H175ZM180 82V77L177 79V81L176 82ZM225 81V80H224ZM76 82V81H75ZM74 82V83H75ZM108 82H111L110 81V79L108 80ZM121 82V81H120ZM169 82V81H168ZM172 82V81H171ZM175 82V83H176ZM178 82V83H179ZM190 82V81H189ZM188 82V83H189ZM230 82V81H229ZM78 83V82H77ZM102 83H104V84H102ZM131 83V82H130ZM130 83H128L129 85H131ZM133 83V82H132ZM165 83V82H164ZM174 83V84H175ZM182 83V82H181ZM184 83H185V81H184ZM213 83V82H212ZM233 83V82H232ZM236 83V82H235ZM234 83V84H235ZM238 83V82H237ZM92 84V85H93ZM126 84H127V82H126ZM126 84H124V85H126ZM127 84V85H128ZM167 84V83H166ZM192 84V83H191ZM97 85H99L98 83H97ZM151 85H153V84H151ZM170 85V84H169ZM213 85L215 86V84L213 83ZM231 85V84H230ZM160 86V85H159ZM177 86H179V85H177ZM186 87L187 88V86L184 84H182V87ZM229 86V85H228ZM234 86V85H233ZM36 87V88H35ZM96 87V86H95ZM116 87V88H115ZM152 87V86H151ZM205 87H206V85H205ZM205 87H199V89H201L200 91H199V89L197 88V90L200 92V94H198L199 92H195L196 91V89H195V93H190V92H188L190 89H188L189 88V85H188V88H187V91H185V92H183L184 93V96L186 97H189L188 99H191V101H193V99H194V97L196 98V97H200V98H204V99H206V100H204V102L205 101H210V99L208 98V96L209 95H206V93H204V92H206V90L204 89ZM37 90V92L36 91H34L35 89ZM174 88V87H173ZM193 88V87H192ZM213 88H215V87H213ZM224 88H226V86L224 87ZM227 88H229V87H227ZM233 88V87H232ZM236 88H238V87H236ZM236 88H233V89H236ZM34 89V90H33ZM175 89V88H174ZM180 89V88H179ZM185 89V88H184ZM209 89V88H208ZM117 90V91H116ZM156 90V89H155ZM171 90V89H170ZM192 90V89H191ZM205 90V91H204ZM239 90V89H238ZM241 90V89H240ZM243 90V89H242ZM182 91H183V89H182ZM181 91V92H182ZM226 91V90H225ZM229 91V90H228ZM236 91V90H235ZM35 92V93H34ZM169 92V91H168ZM174 92H176L175 90H174ZM201 92L203 93V94H201ZM207 92H208V90H207ZM231 92V91H230ZM165 93V92H164ZM180 93V92H179ZM185 93H188V95H185ZM170 94V93H169ZM194 94V95H193ZM246 94V93H245ZM198 95V96H197ZM202 95H205V97L204 96H202ZM45 96H46V99H44L45 98ZM70 96V97H69ZM163 96V95H162ZM193 96V97H192ZM176 97V96H175ZM179 97V96H178ZM182 97H183V94H182ZM185 97H183L184 99H186ZM192 97V98H191ZM238 97V96H237ZM97 98H103L104 99V101H100V102H95L94 100L95 99H97ZM127 98V97H126ZM167 98V97H166ZM199 98V99H200ZM209 100H208V99ZM116 99H118L116 102L114 101V100H116ZM201 99V100H202ZM236 99V98H235ZM252 99H255V98H252ZM258 99V98H257ZM256 99V100H257ZM258 99V100H259ZM263 99V101H264V95L262 96V98H261V100ZM122 100V101H121ZM131 100V99H130ZM173 100V99H172ZM175 100V99H174ZM180 100H182L183 101V99L181 98ZM179 99H178V101L180 102V103H178V101L177 100H175L176 102L174 103L175 104V106H177V107H179L180 106V104L182 103V101H180ZM195 100V99H194ZM197 100H198V98H197ZM69 101H71L72 103H73V105H74V107L77 109L76 110V112L75 111H72L71 109H69V107H68V102ZM118 101H119V104H117L118 103ZM133 101V100H132ZM135 101L137 102V99H135L134 100V103L132 104H128L127 106L129 107V109H130V106H131V111H134L135 113L137 112V113H139V114H142L143 116H142V118H144L143 119V121H145L146 119V116L147 117H150V116H152L153 114H152V109H150V108H152V106H150L151 104L149 103L148 104V106H150V107H148L147 106V104H145V103H141V102H139V103H141V105L140 104H137V103H135ZM166 101V100H165ZM171 101V100H170ZM246 101H248V100H246ZM115 102V103H114ZM241 102V101H240ZM121 103V104H120ZM125 103V104H124ZM153 103V102H152ZM189 103V102H188ZM187 103V104H188ZM196 103V102H195ZM199 103V102H198ZM207 103V102H206ZM206 103H205V107H206ZM242 103V102H241ZM256 103V102H255ZM258 103V102H257ZM118 105V106H116V105ZM134 104H136L135 106H134ZM162 104V103H161ZM174 104H173V106H174ZM177 104V105H176ZM210 104V103H209ZM240 104V103H239ZM245 104V103H244ZM253 104V103H252ZM251 104V105H252ZM262 104H263V106H264V102H262ZM115 105V106H114ZM121 105V106H120ZM201 105V104H200ZM245 105H247V104H245ZM249 105V104H248ZM247 105V106H248ZM126 106V105H125ZM137 106V108H134V109H132L133 107H136ZM168 106V105H167ZM186 106V105H185ZM196 106H197V104H196ZM196 106H195V108H196ZM242 106V105H241ZM114 107H116V108H114ZM170 107H172V106H170ZM176 107V108H177ZM187 107V106H186ZM202 107V106H201ZM207 107H209V105H207ZM221 107V106H220ZM225 107H227V106H225ZM156 108V107H155ZM172 108H174L173 110H172ZM172 108H169V109H171L173 112H177V111H179V109L181 108V107H179L178 109H177V111L175 110L176 108L175 107H172ZM189 108V107H188ZM195 108H194V106L192 107V108H190V110L192 111L193 109L195 110ZM199 108V107H198ZM248 108V107H247ZM117 109V110H116ZM126 109V108H125ZM211 109V108H210ZM224 109V108H223ZM237 109V108H236ZM245 109V108H244ZM123 110L124 109H122V114L124 113L123 112ZM160 110V109H159ZM240 110H241V108H240ZM124 111H127V110H124ZM129 111V110H128ZM198 111H199V109H198ZM217 111V110H216ZM218 111H220V110H218ZM242 111H244V110H242ZM157 112V111H156ZM162 112V111H161ZM184 112V111H183ZM186 112V111H185ZM213 112H214V110H213ZM237 112V111H236ZM132 114H133V112H131ZM130 113V114H131ZM160 113V112H159ZM191 114H192V112H190ZM203 113V112H202ZM206 113H208V112H206ZM212 113V112H211ZM216 113H218V112H216ZM215 113V114H216ZM108 114H110V115H108ZM118 115H119V113H117ZM127 114V113H126ZM132 114L130 115V116H132ZM151 114V115H150ZM187 114V113H186ZM189 114V113H188ZM198 114V113H197ZM234 114V113H233ZM115 115V116H114ZM157 115H159V114H157ZM214 115V114H213ZM223 115V114H222ZM222 115L219 117L220 119V121L219 122H217L216 120H218V119H216V120H213V119H211L210 118V120L209 119H207L206 118V123H208V122H210L212 125H208V124H210V123H208L207 125L205 124V125H203V126H196V125H198V124H196L195 123V125H192V129H195L194 131L193 130H191V132H190V134L192 133V131L194 132V133H192V134H195L196 133V131H198L197 133H200L199 131H201V129H199L198 130V128H202V130H204V127H208V128H215L216 127V129H218L217 131H216V133L215 134H217V136H218V133L217 132H219L220 134L222 133V135L221 136H224V135H226L225 137L226 138H228V139H230V140H232L234 143L236 142V143H239L240 145L241 144H243L244 142V144H247L250 148H255V147H258L257 145L259 144V138L258 137H255V138H253V139H256V138H258V139H256L257 140V142L256 141H254V140H252V138H251V140L253 141V142H251V143H254V142H256L257 143V145H255V144H253V146L255 145V147H251V145L252 144H248V143H250L249 142V140L247 139V141H246V138H248L249 137V139H250V137H251V133H254V131L256 132H258L259 131V129H258V125H260L259 123L261 122V123H263L264 124V122H263V118H262V120H261V117H259L258 118V115L256 116L258 119H255L256 121H254V120H251V119H249V117L247 118V116L246 117H242V120L241 119H239V120H236V119H238L237 117H233V115L231 116V113H230V116H226V117H222ZM235 115V114H234ZM238 115V114H237ZM129 116V117H130ZM162 116V115H161ZM243 116V115H242ZM71 117H74L73 119L71 118ZM133 117V116H132ZM132 117H131V119L130 120H132ZM159 117V116H158ZM222 117V118H221ZM239 117V116H238ZM75 118L77 119L76 121H75ZM133 118H135V119H138L139 117H133ZM151 119H152V117H150ZM150 118H147V119H150ZM156 118V117H155ZM215 118V117H214ZM240 118V117H239ZM114 119V118H113ZM162 119V118H161ZM254 119V118H253ZM111 120V121H110ZM196 120V119H195ZM216 121L217 122V125H218V127L220 128V130H219V128L217 127V125L216 126H214V122H212V121ZM135 121V120H134ZM133 121V122H134ZM147 121V123H148V120H146ZM155 121H156V119H155ZM154 121V122H155ZM160 120H158L157 122H159ZM183 121V120H182ZM203 121V120H202ZM201 121V122H202ZM112 122V123H111ZM132 121L130 122L131 124L133 123ZM191 122V121H190ZM215 122V123H216ZM137 123V122H136ZM145 123V122H144ZM237 123V124H236ZM255 123H257V125H255ZM149 124V123H148ZM151 124V123H150ZM153 124V123H152ZM182 124H184V123H182ZM186 124V123H185ZM192 124V123H191ZM201 124V123H200ZM230 124V125H229ZM232 124V125H231ZM236 124L237 126H238V124L240 125V126H242V127H244V133L243 132H240V133H243V135H242V138H240V136L241 135H236V137H238V138H236V137H234V133H236L235 131H234V133L232 132V130H235V129H232V130H229V129H231L232 128V126H233V128H235L234 127V125ZM187 125V124H186ZM186 125H184V126H186ZM189 125H190V123H189ZM189 125H188V127H189ZM221 125V126H220ZM227 125V126H226ZM228 125H229V127H228ZM235 125V126H236ZM149 126H152V125H149ZM148 126V127H149ZM195 126H196V128H195ZM211 126V127H210ZM213 126V127H212ZM226 126V127H225ZM263 126V125H262ZM262 126H261V128H262ZM183 127V126H182ZM194 127V128H193ZM206 127V128H207ZM222 127H224V129H222ZM121 128V127H120ZM124 128V127H123ZM191 128H189V129H191ZM205 128V129H206ZM213 128V129H214ZM177 129V128H176ZM179 129V128H178ZM215 129V130H216ZM226 129H228V130H226ZM242 129V128H241ZM246 129V130H245ZM121 130V129H120ZM223 130H225V132H227V133H225ZM240 130V129H239ZM261 130H264V129H261ZM259 131L260 133H262V131ZM20 132V131H23L22 133L23 134H21V136L20 135H18L17 134V132ZM117 131V130H116ZM185 131H186V129H185ZM205 131V130H204ZM221 131V132H220ZM228 131H231V132H228ZM245 131H247L246 132V134H245ZM16 133L18 136H20V137H18V136H16L15 134H13V133ZM124 132V131H123ZM215 132V131H214ZM213 132V133H214ZM224 132V133H223ZM259 132H258V134H259ZM230 133V134H229ZM233 133V134H232ZM238 133V132H237ZM263 133H264V131H263ZM20 134V133H19ZM26 134V136H24ZM185 134V133H184ZM189 134V135H190ZM210 134H211V131H210ZM224 134V135H223ZM257 134V135H258ZM13 135V136H12ZM122 135V134H121ZM125 135V134H124ZM203 135V134H202ZM214 135V134H213ZM213 135H211L210 137L211 138H213V139H215L216 137H215V135H214V137H212ZM231 135H233V138H236V139H233V138H231ZM247 135V136H246ZM255 135V134H254ZM14 136H16L17 138H15ZM24 136V137H23ZM244 136H245V138H244ZM14 139H13V138ZM118 137V136H117ZM139 137V138H138ZM194 137H196V136H194ZM208 137V136H207ZM206 137V139L208 140V138ZM261 137V136H260ZM264 137V136H263ZM138 138V139H137ZM218 138H220L219 136H218ZM222 138V137H221ZM115 139V138H114ZM206 139H204V140H206ZM217 139V138H216ZM223 139V138H222ZM227 139V140H228ZM240 139H242L243 140V142L240 140ZM244 139H245V141H244ZM102 140L104 141L105 140V142H103L104 144L103 145H99L101 142H102ZM119 140V139H118ZM206 140V141H207ZM221 140V139H220ZM234 140H239L238 142L237 141H234ZM250 140V141H251ZM120 141V140H119ZM208 141H210V139L208 140ZM208 141H207V143H208ZM211 141H213V140H211ZM240 141H241V143H240ZM42 142V144H40ZM213 142H215V140L213 141ZM229 142V141H228ZM262 142H264V141H262ZM210 143V142H209ZM139 144V143H138ZM141 144H143V143H141ZM160 144V143H159ZM239 144H235V145H238L239 146ZM261 144V143H260ZM263 144V143H262ZM151 145V144H150ZM150 145H148V147L150 146ZM219 145V144H218ZM231 145H233V143L231 144ZM230 145V146H231ZM235 145H234V147H235ZM93 146H99V148H98V150L96 149L95 151H94V155L92 154L91 156H89L93 151H91L94 147ZM117 146V147H116ZM123 146V148H121ZM130 146V147H131ZM229 146V147H230ZM237 146V147H238ZM244 146V145H243ZM260 146V145H259ZM119 147L121 148V150L119 149ZM124 147H126V148H124ZM140 147V146H139ZM220 147V146H219ZM242 147V146H241ZM117 148V149H116ZM150 148H152V147H150ZM243 148V147H242ZM119 149V150H118ZM130 149V148H129ZM133 149V148H132ZM141 149V148H140ZM210 149V148H209ZM208 149V150H209ZM220 149V148H219ZM239 149V148H238ZM137 150H138V147H137ZM157 150V149H156ZM234 150H235V148H234ZM237 150V149H236ZM90 151H91V153H90ZM115 151V152H114ZM116 151H117V153H116ZM121 151V152H120ZM141 152L143 151L142 149L140 150ZM146 151V150H145ZM147 151H150V149L148 150L147 149ZM153 151V150H152ZM222 151H224V150H222ZM241 151V150H240ZM254 151V150H253ZM252 150H251V152H253ZM116 153V154H114V153ZM118 152H120V154H118ZM137 151L135 150V153L133 154V152H132V154H131V152H130V154H126V156L127 155H129V156H125L126 157V159H129V161L130 160H132L131 162H132V164H134L135 163V161L136 160H133V158H136V159H138V161H136V162H138L139 163V159L141 158V156H143V158L144 157H147L146 155H143V154H145L144 153V151L142 152L143 154L140 156V158H138L139 156H137V153H136ZM204 152V151H203ZM214 152H215V150H214ZM9 153H11V155L13 154H15V155H17L16 157L18 158L17 160H15L14 158H16V157H12L11 155H8ZM140 153V152H139ZM138 153V154H139ZM154 153V152H153ZM220 153V152H219ZM141 154V153H140ZM5 155H6V157H5ZM132 157H131V156ZM136 155V156H135ZM212 155V154H211ZM217 155V154H216ZM93 156H100V158H103L104 157V159H106V160H108L107 162H108V164H107V162H106V164H103L104 162H103V160L101 159V161H100V158L99 157H94V160H96V159H98V162L97 163H101L102 162V164L104 165V167H105V165H106V168H104V169H106L107 171H105L103 168H102V164H100V165H102L101 167H98V169H97V166H98V164H97V166H93V165H96V164H93V163H96L95 161H93V163H92V159L91 158H93ZM103 156V157H102ZM153 156V155H152ZM220 156V155H219ZM225 156H226V154H225ZM233 155H231V157H232ZM5 157V158H4ZM115 157H113V158H115ZM129 157V158H128ZM204 157H206V156H204ZM227 157V156H226ZM253 157H254V155H253ZM96 158V159H95ZM207 158V157H206ZM12 159V160H11ZM14 159V160H13ZM208 159H209V156H208ZM251 160H252V158H250ZM10 160V161H9ZM186 160V159H185ZM188 160V159H187ZM190 160H192V159H190ZM204 160V159H203ZM226 160H227V158H226ZM262 160V159H261ZM110 161V162H109ZM209 161V160H208ZM214 161H216V160H214ZM244 161V160H243ZM253 161H255V160H253ZM88 162H91L88 166H87V164H88ZM127 162V161H126ZM125 162V163H126ZM130 162V163H131ZM134 162V163H133ZM185 163H186V161H184ZM183 162V163H184ZM210 162V161H209ZM222 162V161H221ZM146 163H147V161H146ZM198 163V162H197ZM200 163V162H199ZM229 163V162H228ZM227 163V164H228ZM246 163V162H245ZM93 164V165H92ZM114 164V163H113ZM136 165H137V163H135ZM246 164H248V163H246ZM2 165H3V167H2ZM88 167V168H86V166ZM99 165V166H100ZM136 165H135V167H133V165L131 166V167H133L134 168V170H135V168L137 169L138 168V166L140 167L141 165H137V167H136ZM183 165V164H182ZM249 165V164H248ZM255 165H256V163H255ZM262 165V164H261ZM260 165V166H261ZM251 166V165H250ZM91 167V168H90ZM110 169H109V168ZM126 167V169H127V167H130V166H124L123 167V171H124V173H126L125 171H129V170H131L130 168H128L127 170H125L124 168ZM185 167V166H184ZM244 167V166H243ZM108 168V169H107ZM114 168H115V166H114ZM31 169H32V171H31ZM95 169V170H94ZM113 169V168H112ZM111 169V170H112ZM97 170V171H96ZM118 170V169H117ZM133 170V169H132ZM122 171V170H121ZM123 171L121 172L122 173V175L121 174H118L117 176H120L121 175V178H122V176H123ZM139 171H140V169H139ZM208 171V170H207ZM105 172L107 173H109V174H107V177L108 176H112V178L113 179H111L110 177H106V175H105ZM135 172H136V170H135ZM144 171H140V172H136V173H138V178H139V180H140V182H141V184H140V187H139V182H137V184L135 185L136 187L135 188H138L139 187V189L137 190V192L135 191V190H133V191H135L136 193H134L133 195H131V197H129V198H131V200H122V202H123V208L124 207H127L126 206V204H129L130 206H132V210L130 211L132 214H134L135 216H138V215H141V214H143V213H145L146 212V210H145V208H143L142 207V203L144 202H148V201H151V199L150 198H148V193L150 192V190H149V188H148V186L147 185H145L144 184V181L143 180H145L144 178H148V176H149V173H143ZM149 172V171H148ZM151 172V171H150ZM157 172V171H156ZM118 173V172H117ZM141 173V174H140ZM257 174V173H256ZM259 175V174H258ZM261 176H262V174H260ZM151 176V175H150ZM149 176V177H150ZM260 176V177H261ZM249 177V176H248ZM247 177V178H248ZM44 178H46V180L44 179ZM50 179V178H52L53 179V181L51 180V182H53V184H51V182H50V180H48V179ZM121 178L119 177V179L121 180ZM251 178V177H250ZM255 178V177H254ZM263 178H264V176H263ZM262 178V179H263ZM44 180V181H43ZM55 180V181H54ZM88 180H90V182L88 181ZM110 180V181H109ZM116 180H118V177L116 178ZM36 181V182H35ZM50 182L49 184H47V182ZM87 181L90 183H87ZM103 181V182H102ZM150 181V180H149ZM44 182V183H43ZM57 182H60L59 184H60V187L62 188V187H64V184H65V186L66 185H70V183H72L73 182V184H77V185H73L74 186V188H76V186H77V189H75L77 192H74L73 191V193H71L70 194V192L69 193H67V195L64 197L62 194H65V192L64 191H62V190H60L59 189V187L58 186H56V183ZM68 183V184H67ZM115 183V182H114ZM117 183V182H116ZM118 183H119V180H118ZM117 183V184H118ZM146 183V182H145ZM150 183V182H149ZM58 184V183H57ZM58 184V185H59ZM87 184H88V187H89V189L86 187L87 186ZM96 184V186L98 185L97 183H94L93 185H95ZM63 185V186H62ZM92 186V187H90V186ZM116 185V184H115ZM96 186H94L93 188H95ZM144 187V191L141 189V187ZM115 187V186H114ZM160 187V186H159ZM16 188V189H15ZM17 188H18V190H17ZM87 188V189H86ZM92 188V189H93ZM115 188H117V186L115 187ZM14 189L17 191L16 193H14V194H16L15 196L14 195H12L13 194V192H14ZM84 189V190H83ZM134 189V188H133ZM156 189V188H155ZM149 190V191H148ZM39 191H41V193H42V191H43V195L44 196H46V194H44L45 192H47V196L46 197H44V196H41V193H40V195L39 196H41V197H39L38 196V192ZM88 191V192H87ZM62 192H64V193H62ZM153 192H155V191H153ZM157 192V191H156ZM62 193V194H61ZM138 193H140V194H142V196H144V194L146 193V195H145V197H142L140 194H138ZM150 193H152V192H150ZM149 193V194H150ZM263 193V192H262ZM87 194V195H86ZM136 194H138V195H140L139 197H138V195H136ZM196 194V193H195ZM68 195H70V196H68ZM199 195H200V193H199ZM68 196V197H67ZM87 196L89 197V198H87ZM147 196V197H146ZM194 196V195H193ZM171 197H173V196H171ZM171 197H169V196H166V201L168 200V201H170V198ZM175 198V197H174ZM96 199V198H95ZM176 199V198H175ZM174 199V200H175ZM198 199V198H197ZM200 199V198H199ZM51 200V201H50ZM172 198H171V206L173 205L172 203ZM243 200V199H242ZM38 201V202H37ZM105 201H108V202H111L112 203V200L110 201V199L107 197V198H105ZM164 201V200H163ZM166 201H164V202H166ZM183 201H184V199H183ZM201 201V200H200ZM237 201V200H236ZM248 202H249V200H247ZM5 202V203H4ZM28 202V203H27ZM52 202H51V204H52ZM92 203H91V205H90V207L89 208H87L85 211H83V213H81V214H79V215H88L87 216V219L89 218V217H91V215H95V217L98 215V213H97V211H96V202H93V201H91ZM202 202H203V200H202ZM12 203H13V205H12ZM84 203V202H83ZM120 203V202H119ZM119 203H117V205H119ZM126 203V204H125ZM175 203V202H174ZM112 204H114V203H112ZM199 204V203H198ZM240 204V203H239ZM256 204V203H255ZM14 205L15 206H17L16 208H14ZM19 205H23L22 207L21 206H19ZM25 205H27V206H25ZM32 205V204H31ZM29 206V207H34V206ZM53 205V204H52ZM117 205H112V207L113 208H115V207H117ZM166 205H168V204H166ZM182 205V204H181ZM185 205V204H184ZM245 205V204H244ZM6 206H8L7 208H6ZM11 206H13V208L11 207ZM89 206V205H88ZM119 206H121V205H119ZM118 206V207H119ZM139 206V207H138ZM170 206V205H169ZM174 206V205H173ZM187 206V205H186ZM237 206V205H236ZM256 206V205H255ZM3 207H2V209H3ZM54 207V206H53ZM250 207V206H249ZM258 207H260V205L258 206ZM10 208H12V209H18V211L16 210V212H15V210H13L14 211V213L13 214H10V213H12L13 211L10 209ZM51 208V207H50ZM85 208V207H84ZM83 208V209H84ZM129 208V207H128ZM136 208H138V209H136ZM176 208V207H175ZM1 209V208H0ZM1 209V210H2ZM24 208L23 209H21V210H25ZM28 209H30V208H28ZM57 209H59V208H57ZM127 209V208H126ZM169 209V208H168ZM190 209V208H189ZM246 209H247V207H246ZM75 210H77V209H75ZM186 210H188V209H186ZM191 210V209H190ZM193 210V209H192ZM197 210V209H196ZM243 210V209H242ZM258 210V209H257ZM259 210H261L260 208H259ZM22 211V213H24ZM53 211V210H52ZM71 211H73V210H71ZM129 211V210H128ZM245 211V210H244ZM248 211H249V209H248ZM252 211V210H251ZM25 212H27V214L25 215L26 216V218H27V221H28V219H29V215H28V211L27 210H25ZM30 212V211H29ZM61 212H62V210H61ZM78 212V211H77ZM129 212V213H130ZM3 213H5V214H3ZM21 213V212H20ZM170 213V212H169ZM168 213V214H169ZM175 214L176 212H171V215L172 214ZM183 213V212H182ZM193 213V212H192ZM243 213V212H242ZM246 213V212H245ZM253 213H256V212H253ZM258 213V212H257ZM32 213H30V215H31ZM37 214V213H36ZM44 214V213H43ZM55 214V213H54ZM76 214V213H75ZM126 214V213H125ZM166 215V216H169V215ZM173 214V215H174ZM197 214H199V213H197ZM259 214V213H258ZM258 214H256V215H258ZM7 215V216H6ZM19 215V214H18ZM17 215V216H18ZM27 215H28V217H27ZM38 215H40L39 216V218L38 219H36V216H35V218H33L34 220H36L35 222L38 224V221L40 222V219L43 221V219H45V220H47V218L49 217V215H47L46 217H44V218H42V213L41 214H38ZM46 215V214H45ZM78 215V214H77ZM76 215V216H77ZM129 216H130V214H128ZM133 215V216H134ZM172 215V219L170 218V217H166V219L167 218H169V219H171V221L172 220H174V223L176 222L177 224H178V221L176 220V217H177V219H178V214H175L174 216ZM202 215V214H201ZM205 215V214H204ZM203 215V216H204ZM238 215H240L241 217H248L249 216V218H250V220H252V219H254V218H256L255 217V215H244V216H242V214H238ZM6 216V217H5ZM15 216V215H14ZM24 216V215H23ZM53 216H55V215H53ZM57 216V215H56ZM56 216L54 217V219L56 218ZM59 216V215H58ZM76 216H74L73 217V215H72V217H69L70 219H69V221H79L80 219H78V216L76 217ZM216 216V215H215ZM234 216V215H233ZM201 217V216H200ZM217 217H219V216H217ZM235 217V216H234ZM233 217V218H234ZM236 217H238L239 218V216H236ZM8 218V219H7ZM12 219L14 218V217H11ZM16 218V217H15ZM22 218V217H21ZM50 218H52V215L49 217V219ZM80 218H82L81 216H80ZM102 218V217H101ZM133 218V217H132ZM136 218V217H135ZM189 218V217H188ZM205 218V217H204ZM216 218V217H215ZM233 218H232V220H233ZM258 218V217H257ZM12 219H10V220H12ZM17 219V218H16ZM15 219V220H16ZM53 219V220H54ZM98 219V218H97ZM134 219V218H133ZM214 219V218H213ZM241 219V218H240ZM248 219V218H247ZM261 219H262V217H261ZM58 220V219H57ZM68 220V219H67ZM91 220V219H90ZM93 220V219H92ZM154 220H155V218H154ZM194 220V219H193ZM29 221H30V219H29ZM27 222V224L28 223H30V222H32V221H30V222ZM41 221V222H42ZM80 221H84L83 219H81ZM88 221V220H87ZM170 221V222H171ZM182 221V220H181ZM185 221V220H184ZM188 221V220H187ZM195 221V220H194ZM207 221V220H206ZM212 221V220H211ZM254 221H256V220H254ZM6 223V225H5V223ZM12 222V221H11ZM15 222V221H14ZM18 222V221H17ZM41 222H40V224H41ZM102 222V221H101ZM137 222V221H136ZM170 222H168V223H170ZM215 222H217V220H215ZM263 222V221H262ZM0 223H2V222H0ZM22 223V222H21ZM87 223V222H86ZM89 223V222H88ZM176 223H175V225H176ZM202 223V222H201ZM200 223V224H201ZM248 223V222H247ZM17 224V223H16ZM26 224V225H27ZM33 224V223H32ZM39 224V225H40ZM213 224V223H212ZM218 224V223H217ZM225 224V223H224ZM223 224V228H225V225ZM227 224H230V222H228ZM232 224V223H231ZM26 225H24V230H21V232H25L26 230H25V226ZM31 225V224H30ZM210 225V224H209ZM214 225V224H213ZM12 226V227H11ZM91 226V225H90ZM132 226V225H131ZM181 226V225H180ZM208 226V225H207ZM236 226V225H235ZM240 226V225H239ZM238 226V227H239ZM245 226V225H244ZM262 226V225H261ZM11 227V228H10ZM32 227V226H31ZM221 227V226H220ZM220 227H218V228H220ZM227 227V226H226ZM263 227V226H262ZM29 228V227H28ZM35 228V227H34ZM86 228V227H85ZM135 228H137V226L135 227ZM208 228H209V226H208ZM235 229H236V227H234ZM244 228V227H243ZM247 228V227H246ZM27 229V228H26ZM44 229V228H43ZM66 229V228H65ZM222 229V228H221ZM232 229H233V227H232ZM264 229V228H263ZM17 230V229H16ZM20 230V229H19ZM45 230V229H44ZM60 230V229H59ZM59 230H57V231H59ZM138 230V229H137ZM223 230V229H222ZM226 230V229H225ZM237 230H239V229H237ZM237 230H235V231H232V232H230V231H228L229 233V237L231 238L232 237V239H231V242H233V245L231 244V245H229V238H227V234H226V236L224 237V238H219L218 240H216L215 241V239H217V238H215V239H213L212 238V240H214V241H210L209 243L211 244V245H213V244H216L218 247L219 246H221L222 247V249H223V247H224V243H225V247H224V252L221 254V256H219L220 258L219 259H215V260H210L211 261V263H210V261H209V263L208 262H205V261H208L209 259H204L203 261H198V262H203V263H201V264H228V263H230V264H235L234 262L236 261L237 263H239V262H243L244 264H259V263H257V257L256 256H254V255H250L249 253H247V252H245L244 250H242L241 248H242V242L240 243L239 241V243L241 244V247H239V245H236V243H237V241H236V243L234 244V241H233V238L235 237V239L237 238V236H239V232H241L240 230L239 231H237ZM243 231H244V229H242ZM248 230V229H247ZM8 231V232H7ZM28 231H30V230H28ZM28 231H26L27 232V235L28 234H30L31 236L32 235H36L37 233H39L40 232V229L38 230L39 232H35V231H37V230H35V231H32V232H34V233H32L31 231H30V233L28 232ZM74 231H75V229H74ZM167 231L168 230H166V231H164V232H160L159 234L160 235H166V234H168L167 233ZM171 231V230H170ZM178 231V230H177ZM204 230H202V232H203ZM264 231V230H263ZM0 232H1V229H0ZM13 232V231H12ZM60 232V231H59ZM66 232V231H65ZM80 232V231H79ZM200 232H201V230H200ZM202 232L200 233V234H202ZM213 232V231H212ZM220 232V231H219ZM226 232H227V230H226ZM252 232V231H251ZM42 233V230H41V232H40V234ZM57 233V232H56ZM61 233V232H60ZM67 233V235H64L65 236V238H67V237H70L69 235H74V234H76L77 236H75L74 235V237L73 238H76L77 237V239H79L78 237H80V239L81 240H83L84 239V241H85V238L87 239V240H89V238H90V232H83V233H78V232H73V230L72 231H67L66 232ZM88 233V234H87ZM93 233L94 232H91V234H92V236H95L94 237V239H97V236L99 235V232H97L98 234H96V233H94V235H93ZM102 233V232H101ZM100 233V234H101ZM111 234L110 232H106V233H104L103 232V234H101L102 236H100V238H102L103 237V235L105 234V235H107V234ZM113 233V232H112ZM124 233V232H123ZM166 233V234H165ZM173 233V232H172ZM170 233L171 235H173V234H175V233ZM184 233H186V232H184ZM183 233V234H184ZM246 232H244V235H246L245 234ZM263 233V232H262ZM5 234V235H4ZM8 234V235H7ZM59 234V233H58ZM62 234V233H61ZM87 234V235H86ZM97 236H96V235ZM108 234V236H105V237H110V235ZM260 234H261V230H260ZM7 235V236H6ZM14 235V234H13ZM12 235V236H13ZM37 235H39V234H37ZM88 235H90L89 236V238H88ZM127 235V234H126ZM187 235V234H186ZM204 235H206V234H204ZM219 235V234H218ZM224 235V234H223ZM21 236V235H20ZM23 236H25V235H23ZM45 236V235H44ZM91 236V237H92ZM113 236V235H112ZM149 236V235H148ZM262 236V235H261ZM11 237V238H10ZM15 237H16V235H15ZM27 237V236H26ZM36 237V236H35ZM48 237V236H47ZM61 237V236H60ZM99 237V236H98ZM115 237V236H114ZM113 237V238H114ZM118 237V236H117ZM117 237H115V238H117ZM150 238H151V236H149ZM162 237V236H161ZM186 237V236H185ZM188 237V236H187ZM187 237L185 238V239H187ZM204 237V236H203ZM239 237H242V234L239 236ZM255 237H256V234H255ZM24 238V237H23ZM22 238V239H23ZM99 238V239H100ZM112 238V237H111ZM111 238H109V243H110V246H111V244L113 243L112 241L113 240H111ZM112 238V239H113ZM114 238V239H115ZM127 238V237H126ZM183 238H184V236H183ZM191 238V237H190ZM40 239H41V237H40ZM64 239V238H63ZM79 239V240H80ZM103 239H104V237H103ZM143 239V238H142ZM199 239V238H198ZM211 239V238H210ZM225 239H226V241H225ZM228 239V240H227ZM240 239V238H239ZM249 239V238H248ZM18 240V239H17ZM16 240V241H17ZM44 240H46L45 238H44ZM62 240V239H61ZM70 240V239H69ZM69 240H66V241H69ZM106 240V239H105ZM104 240V241H105ZM144 240H146V241H144V243H147V245H145V246H149V244L148 243H152V242H154V240H152V238L151 239H149L148 238V240H147V237L146 238H144ZM184 240V239H183ZM188 240H190V239H188ZM195 240V239H194ZM197 240V239H196ZM237 240V239H236ZM249 240H251V239H249ZM19 241V240H18ZM32 241V240H31ZM41 241V240H40ZM76 241V240H75ZM74 241V242H75ZM78 241V240H77ZM76 241V242H77ZM91 241V240H90ZM104 241H102V243L101 242H99V243H101V245L99 246V245H97V243H95L94 245H95V247H94V245H93V247H92V245H91V243H93V242H91L90 243V247H92V248H94L92 251H89V249L87 250L86 249V251L85 250H78L77 249V247L75 248L74 246H75V243L74 242H72V243H69V244H71V245H69L70 246V249H71V253L69 252L70 251V249H69V246H68V249L65 251V250H62L61 252L63 253V254H67L68 253V255H69V253H70V259H74V260H68L67 259V262H70V263H66V264H91L92 263V259L90 258V256H95V255H97V254H94V253H97V252H99L100 251V249L101 248H103V247H105V246H107V245H104L103 244V242ZM127 241V240H126ZM185 242H186V240H184ZM240 241H242V240H240ZM243 241H244V238H243ZM253 241V240H252ZM252 241H247L246 242V240H245V244L243 245V248H249V246L252 244ZM4 242V243H3ZM13 242V241H12ZM48 242H50V241H48ZM79 242V241H78ZM81 242V241H80ZM157 242H159V240L157 239ZM183 242V241H182ZM184 242V243H185ZM204 242V241H203ZM207 242V241H206ZM206 242H204V243H206ZM216 242V243H215ZM226 242H228V247L226 246ZM20 243H21V241H20ZM28 243V242H27ZM34 243V242H33ZM89 243V242H88ZM98 243V244H99ZM104 243H107V240H106V242H104ZM208 243V244H209ZM239 243H237V244H239ZM7 244H10V240L7 242ZM15 244V243H14ZM29 244V243H28ZM74 244V245H73ZM103 244V245H102ZM175 244V243H174ZM182 244V243H181ZM186 244V243H185ZM197 244V243H196ZM208 244L206 245L207 247H208ZM209 244V246L210 247H212L211 245ZM1 245V244H0ZM6 245V244H5ZM18 245H20V244H18ZM143 245V246H144ZM192 246L191 247H193V249H194V246H193V244H191ZM202 245V244H201ZM237 246V248H238V250L236 251V252H234V250H232V247L231 246ZM1 246H3V245H1ZM0 246V247H1ZM7 246V245H6ZM11 246H12V244H11ZM11 246L10 245H8V247L11 249ZM22 246V245H21ZM29 246V245H28ZM27 246V247H28ZM47 247L49 246L48 244L46 245ZM46 246H44L45 247V249H46ZM79 246V245H78ZM97 246H99V247H97ZM109 245L107 246V247H110ZM179 246V245H178ZM186 246H188V249H189V251H191L190 249V244H187ZM186 246H183V247H186ZM206 246L204 245V247L203 248H205V250H207L206 249ZM245 246V247H244ZM8 247H6L7 249H9ZM44 247H43V249H44ZM61 247V246H60ZM112 247V246H111ZM231 249H230V248ZM256 246H254L253 247V249L255 248ZM260 247V246H259ZM3 248V247H2ZM49 248V247H48ZM46 249V251L47 250H50V249ZM62 248V247H61ZM98 248H100V249H98ZM202 248V249H203ZM209 248V247H208ZM251 248V247H250ZM264 248V247H263ZM262 248V249H263ZM6 249V250H7ZM9 249V250H10ZM98 249V250H97ZM186 249H187V247H186ZM199 249H200V247H199ZM218 249V248H217ZM234 249V248H233ZM258 249V248H257ZM23 251L24 250H26V247H25V249H24V246H23V249H22ZM33 250H35V249H33ZM54 250V249H53ZM90 250H91V248H90ZM235 250H236V248H235ZM264 250V249H263ZM1 251V250H0ZM11 251V250H10ZM44 251V250H43ZM46 251H45V255L42 253V254H40V253H38L37 251L36 252H34L33 253V256H34V258L35 259H37L38 260V258H40L41 256L40 255H44L45 257H44V260H45V258H46V256H47V258L46 259H48V254L49 253H51V252H47L48 254H46ZM51 251V250H50ZM63 251H65V252H63ZM89 251V252H88ZM123 251V250H122ZM137 251V250H136ZM167 251H168V249H167ZM171 250H169V252H170ZM172 251H174V250H172ZM185 254H187L188 252H186V250L184 251V250H182ZM194 251V250H193ZM192 251V252H193ZM203 251H204V249H203ZM220 251V250H219ZM223 251V250H222ZM257 251H259V249L258 250H256V253L255 254H257L258 255V253H257ZM262 251V250H261ZM5 252V251H4ZM8 252V251H7ZM115 252H118V253H120V251H117V250H115ZM131 252V251H130ZM175 252V251H174ZM201 252V251H200ZM199 252V253H200ZM216 252V251H215ZM78 253L79 254H81L82 256V258H85V261H79L78 259H77V255H78ZM100 253H101V251H100ZM110 253H112V252H110ZM110 253H107L106 255H108V254H110ZM132 253V252H131ZM130 253V254H131ZM134 254H136V252L134 251L133 252ZM131 254V255H134V254ZM137 253H138V255H139V252L137 251ZM168 253V252H167ZM166 253V254H167ZM194 253V252H193ZM202 253V252H201ZM218 253H221V252H218ZM19 254V253H18ZM40 254V255H39ZM99 254V253H98ZM121 254L122 253H120V257H118V259H120L121 258ZM126 254H127V252H126ZM126 254H124V257H128V255H126ZM129 254V253H128ZM169 255H168V257H169V259H170V257H171V259H173V258H175L174 256H176L175 254H173L172 255V253H171V255H170V253H168ZM179 254V253H178ZM263 255V257H262V259L264 260V252H261V253H259V255ZM9 255V254H8ZM20 255V254H19ZM18 255V256H19ZM24 255H25V253H24ZM32 255V254H31ZM111 255V254H110ZM113 255V254H112ZM114 255H117V253L116 254H114ZM130 255V256H131ZM152 255H153V253H151V254H149V256H147L146 258H147V260L146 261H149L150 263H151V260H152ZM155 255L157 256V257H155ZM161 255H163V254H159L158 252L157 253H155L154 254V257L156 258H154L153 260H152V263H153V261L154 260H157V259H160V256ZM181 255L182 254H180V257H181ZM261 255L259 256V257H261ZM17 256V257H18ZM23 256V255H22ZM72 256V257H71ZM164 256V255H163ZM185 256V255H184ZM37 257V258H36ZM50 257H52L51 255H49V258ZM61 257V256H60ZM117 257V256H116ZM123 257V258H124ZM150 257H151V259H150ZM15 258H16V256H15ZM20 258V257H19ZM33 258V259H34ZM42 258V257H41ZM212 258H214L213 256H212ZM34 259V260H35ZM54 259V258H53ZM56 259V258H55ZM64 259V258H63ZM127 259V258H126ZM198 259V258H197ZM211 259V258H210ZM261 259V258H260ZM259 259V260H260ZM262 259H261V261H262ZM4 260V259H3ZM34 260H32V261H28V264H36L37 263V261L35 262ZM40 260V259H39ZM42 260V259H41ZM164 260V259H163ZM196 260V259H195ZM256 260V261H255ZM47 260H45L43 263H40V264H48L49 263V261H48V263L46 262ZM55 261V260H54ZM144 262L145 264H147V262ZM239 261V262H238ZM260 261V263L262 264V262ZM22 262V261H21ZM33 262V263H32ZM50 262H51V260H50ZM148 262V263H149ZM161 262H162V260H161ZM165 262H167V260L165 261ZM205 262V263H204ZM13 263V262H12ZM59 263H60V261H59ZM62 263V262H61ZM60 263V264H61ZM129 263H130V261H129ZM138 263H140V262H138ZM142 263V262H141ZM140 263V264H141ZM143 263V264H144ZM169 263V262H168ZM187 263V262H186ZM199 263V264H200ZM242 263V264H243ZM50 264V263H49ZM55 264H57V262L55 263ZM65 264V263H64ZM93 264V263H92ZM128 264V263H127ZM132 264V263H131ZM134 264V263H133ZM135 264H137V262L135 263ZM197 264V263H196Z\"/></svg>",
  "mask_w": 264,
  "mask_h": 264
}]
</instances>
